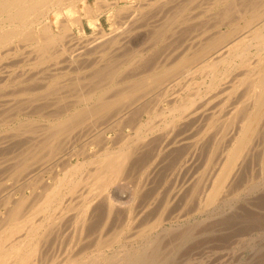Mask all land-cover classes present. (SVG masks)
Wrapping results in <instances>:
<instances>
[{
	"label": "rangeland",
	"instance_id": "374dc122",
	"mask_svg": "<svg viewBox=\"0 0 264 264\" xmlns=\"http://www.w3.org/2000/svg\"><path fill=\"white\" fill-rule=\"evenodd\" d=\"M98 0H87V4H89L91 7H94V9L97 7V6H99L98 4H99V1L97 2ZM113 1H116V2H114L113 3ZM149 1H152V3L151 2H148V0H112V2H111V0H110V2L111 3H108V5L105 3V6H107V8L109 9V11H111V12H109L108 11V9L107 8H105V6H104V8H103V10L101 11V13H100V22H101V26H102V28H103V31H106V32H108L109 34H110V32L112 31L111 29L113 28V26H116L117 25V27L118 28H120V32L122 31L123 32V30H124V33H121V35L120 36H122V34H125L126 36H127V38L128 39H124V37H126L125 35L122 37L123 39H119L120 38V36H119V44H120V49H121V53H119V51H117V49L119 50V45L117 44V41H116V43L115 44H113V43H111L110 42V44L109 43H105V44H103V45H101V47L100 46H98V47H100V49H101V51L103 50V47H105L106 46V44L108 45V46H106L105 48H104V53H103V51L102 52H100V49L98 48H96L97 50H99V51H97L94 47H92V45H89V46H86L87 48L85 49V48H82V49H79V48H75L74 47V41H75V39H77V38H79V40H81V39H84V38H80L82 35L84 36H89V37H92L93 35H96V29L94 28V26H92L90 23H89V20H88V18L86 17L87 16V12H84L83 10H81V12H80V14L82 15V19H81V21H82V26H83V32L82 33H80L79 31H77L78 29L76 28V26L74 25L73 26V37L75 38L74 40L72 39L71 40V42H73V45L71 44V42L70 43H68L67 41H70V38H68L67 37V40L65 39V38H63V40H61V41H63L62 43H61V46H62V44H63V47H64V49L63 48H61V46H60V44H55V45H53L52 47H51V49L49 50V52H51V56H50V58H48V59H46V60H44L43 62H41V63H36L35 62V60H34V58H36V53H34V50L33 49H30L31 47H32V45H29V43H25L24 41L23 42H21V40L19 41V39H16V40H14L13 42H11L10 44H8L7 46H5V47H3V49L2 50H0L1 51V53L3 54H1L0 55V107H3V106H5L8 102L10 103V100H11V102H13V103H11L10 105H9V111L8 112H6L3 116H2V120L0 121V133L1 132H3V136H1L2 137V141L4 140L5 142H3V143H5L6 145H7V143L10 141V143H8L9 145H5L4 144V146H3V143L2 144H0V158H1V156L2 157H4V159L6 160H4L3 158L0 160V164H1V162H2V160H4V162H2V164L3 163H5V162H7V164L5 163L4 164V169H3V172L5 171V168L6 167H8V166H10V167H12V164H13V169H15L14 171H12L11 170V168L9 169L13 174H11V172L8 170V168H6L9 172H7V173H3V172H1V174L2 175H0V182H1V185L2 186H5V185H7V186H9V188H10V190L12 189V187H14V186H16V185H18V186H16V187H14L15 188V191H14V189H12L11 191H12V193L14 192V194L15 195H17V193L19 194V192H20V190H24L25 191V193L26 194H28V201L26 202V204H25V206H27L28 205V207L30 206V205H33L34 203L35 204H37V203H39V201H37V199L39 198V200H41V196L43 195V190L47 187V186H49L51 183H53L54 181H55V178H58V176H59V178L61 177V176H63V171L66 169V165H68L69 163L70 164H72V163H76V162H78V161H80V162H82V163H84V164H82V166L79 168V172L77 171L76 173H73L72 175V178H76L77 179V177H81V178H79L80 180H78L79 182H78V184H81V185H79L78 186V184H77V189H76V191L75 192H73V193H76V194H74V195H76V196H74L73 195V193H72V195L70 194V193H65L64 195H61V197H59V198H57L55 201H53L49 206H47V211L46 212H39L38 210H34V211H36V212H33L32 213V215H31V217L36 221V222H40V221H44L43 222V224L45 225V226H47V222L48 221H46V220H44L45 218H43V216L45 215V216H48V215H52L53 217L55 216L56 217V219H58L59 218V216H63V215H65V216H67L66 217V219L68 220V223H67V228L64 230V229H62L61 230V232L60 231H57V232H59V233H57L56 234V230L54 231V229H57V227H55V226H53L52 227V231L53 232H55V234L53 235V236H50V235H52V233L53 232H51V234L50 235H48V237H47V239H48V242H49V244H51L52 242L51 241H53V246H52V244H51V246L52 247H54V250L56 249V246L58 245V247H59V245L61 246V248L60 249H57V252H56V250L55 251H53V254L56 256H58V254L60 253V255L59 256H61L62 255V252L65 250V247H66V249H69V248H67L68 247V245H69V247H71L72 246V244L74 245H76V243H77V239L78 238H82V236L84 237V236H89L90 237V240H92L91 242H92V244H90V246H89V248H88V250L86 251V256H84L85 254H83L82 256H83V258L82 257H80L81 259H79V263L77 262V264H83V263H85V264H87V263H89L90 262V260H94V257L100 252L101 253V255L103 256V257H106V258H108V260L111 258L112 259V257H114L115 259H113V260H115L114 262H117L116 260L117 259H124L123 260V263L124 264H126V263H128V261H129V259L131 258L132 260H134L135 259V257H137V260H142L143 261V264H264V139H262V141H261V139L259 140L260 141V146L258 145V142L256 143V138L259 136V138H260V135L259 134H256V137L254 136V138H255V140H254V143L253 144H257V145H251V146H249V153H247L248 154V156L246 157V159L247 160H245V170H244V172H243V170H242V176L244 177H242V176H240V174L238 175L239 177V179L238 180H236V181H238L237 183H234L230 188H229V192L227 193L226 192V194H225V197H224V194H222V195H220V197L214 202V203H212L211 205H207V206H202L201 208L199 207V208H193L194 206L193 205H196L197 206V202H194V200H191L190 202H188L187 204L188 205H186L187 207H185L186 209H184V207H182V204L181 203H178V201L176 202V200L175 201H173L172 202V204H171V202H167V203H169V205L167 204V203H165V201L166 200H164L166 197L164 196V195H162V194H164V190L167 188V187H163V185H164V183H165V181H167L168 179L170 180H172V178H170L171 176V172H172V170L174 169V163H171L172 162V160L174 161V157L176 156V155H178L179 153H178V151L180 150L179 149V147H175V146H172L173 144H171L172 143V141L173 140H175V139H179L177 136H176V134H178V132L180 131V128H181V131H180V133H179V135H180V137H182V138H180V139H183V138H185L186 137V129H187V127H186V129L184 130V126H186L185 125V122H182V124H181V122L178 124V126H176L177 124H175L174 126L172 125L170 128H169V126H168V124H167V119H169L168 117L166 118V119H164V121H165V127H168V128H166V130H169V132L167 133L166 131H165V133L167 134L165 137H161L160 136V138L162 139H159V137H158V139L160 140V142H161V144H163V145H161L160 143V145H161V147L163 146H165L164 144H166V147H164V149H162L161 148V150H159L160 152L158 153V151H157V149H156V147H157V145H159V144H157L155 141L153 142V140L151 141L152 143H154L155 144V146L153 145V144H151V143H149V146L150 147H155L154 149V151H146V149H145V152H144V150H142L141 152H140V150H138V152H137V156H138V158H137V156H135V164L133 163L132 164V170H130L131 171V174H134L135 172H133V171H135L137 168L139 169V174H138V171H137V173H135L134 174V176L136 175V177H138V178H136V177H133V175L131 176V177H133V181L131 182V180H129V183H128V185H131V183L133 184H135V183H138L139 182V184L140 183H145V181H149V180H151V182L149 181H147L146 182V184L148 183L149 185L148 186H146V187H148V189H146V187H144L143 188V190H144V192L142 193L141 191H140V189H142V187L141 186H143V184H140V186H138L139 187V191L141 192V193H138L137 195H136V198H134V200H135V202H134V200H133V203H132V206H134V207H132L133 209H129L130 210V212H126L124 209H121L122 211H121V213H120V216L122 215V218L119 216V221H118V223H117V225L115 226V229H112V230H110L109 232H108V234L106 233L105 235L104 234H102V237H101V239H100V241H99V243H96V239L98 238V235L96 234L97 233V230H90V228L89 229H87V228H85V229H83V231L82 232H80L81 231V229H80V227H79V229H77V227H74L75 225H73V223L74 224H77V223H75V221H74V219H75V216L78 214V212H79V207H80V199L81 198H83V196L84 195H86V191H87V193H88V185H87V183L84 181V179H85V177H86V172L88 173L90 170H91V168H92V163H88V159L89 158H93V156H94V154L96 153V152H98V150L96 151V148H97V146L100 144H102L103 143V140H102V142L100 141V138L99 139H97L96 141H94V139H92L91 137H89L88 135H90V134H87V131L90 129V128H92V127H88V126H91V124H92V121H91V119L93 120V118H91L89 121H88V123H87V121H86V123H87V126H86V128H89L88 130H84V136L83 135H80V136H78V138H74V139H72V140H74V141H70L71 142V146H72V148L74 149V151H73V153L70 155V157H69V161H66L65 163H58V165L56 164H52L51 165V162H50V159L51 158H49L48 156H47V154H48V152H49V149H48V147H45V146H43L42 144H44L43 142L44 141H46V139L48 138V136H49V131H50V129L49 128H51L52 127V125H53V123L56 121V119L58 118V113H59V110H60V108L62 107V108H64V109H62V110H60V112L61 111H64L65 110V108L67 109H70V108H72V106L73 105H79L80 103H78V102H80L79 100H78V95L81 93L82 95H85V93L87 92L88 93V91L90 92V90L91 89H93V90H91V92L92 91H94V92H96L97 91V93L99 94V92L100 91H102L101 89H103V91L100 93V94H103V92H104V95H106V96H110V95H113L114 94V89H116L117 90V88H118V90H122V89H125V88H128V87H131V85L133 86V84L132 83H134L135 84V82H137V80L138 81H140L141 79H143V78H147V79H150V75H152V73H154V72H156L157 70H161V69H163V68H165L164 67V65L167 67V66H169V65H167V64H169V62H171L170 64H172V60H170V59H172L173 58V56L174 57H177V56H175V55H178V54H180V55H178V57L177 58H174L173 59V61L175 62L181 55H184V54H186V52L187 51H185V52H182L181 53V51H184L185 50V46H186V43L185 42H187L188 40L187 39H189L190 37H192V33L194 32V35H195V33H199V36H200V38H202V39H205V40H207V38H212V36H213V32L215 33L216 32V30H218L219 29V31L220 30H222V31H220V33H223L225 36L227 35V36H230V33H233L232 32V30H235V28H237V30L239 29L240 31V35L238 34V36L236 37V39L234 38V40H232L230 43H228L227 44V46H229L230 45V47L227 49V50H225L224 52L225 53H223V54H221V55H218V57H213L212 58V55L211 56H207L208 57V59H206V60H208V61H210V63H213V61H214V67H217L218 68V71H222V72H224L225 71V66H228L229 64H234V67H233V70L231 71V73H236V74H238L239 76H241V77H243V81L241 82L242 83V85L240 86V88H239V86H238V90L239 91H237V90H235V91H237L238 92V94H237V92H236V94H237V96H236V94H234L235 96H236V100H237V104H238V107H239V110L241 111L242 110V112L244 111V109L246 108L245 107V104H243V103H241V100H243V98L241 97H239V94H240V96H241V94L242 93H244V91L243 90H245L246 89V87H245V85L249 82L248 81V78H249V80L250 79H252V77L255 75V73H254V71L256 72V67H257V65H258V62H259V60H260V58H259V60L257 59L258 57L257 56H259V54H258V48H256L257 47V45H258V41L257 40H253V42H252V44L249 46V47H246L245 46V44H246V42H248L249 40V38H250V40L253 38V36H252V34H251V32L253 33L254 31H255V29L257 28V29H260L259 31H264V15H262L261 16V18L258 20V19H256V20H250V22L248 23V24H246L247 22H248V19L250 18V7L252 8L253 6H255V7H257L258 8V6H259V8H263L264 7V0H234L233 1V3H232V0H177V2L175 1V0H149ZM173 1V2H172ZM175 1V2H174ZM179 1V2H178ZM262 1V2H261ZM95 2H97L98 4H94ZM101 2V1H100ZM239 2V3H238ZM257 2V3H256ZM260 2V3H259ZM102 4H100V6H102L103 7V5H104V2H101ZM114 5H113V4ZM117 3V4H116ZM139 3V4H138ZM149 3V4H148ZM174 3V4H173ZM200 3V4H199ZM235 4V6L237 7H235L234 5H231V4ZM237 3H238V5H237ZM262 3V4H261ZM109 4H110V7H109ZM112 4V5H111ZM126 4V5H125ZM134 4V5H133ZM230 4V5H229ZM250 4H253V5H250ZM81 6V4H79L78 3V6ZM97 5V6H96ZM119 6H122L121 8H119ZM151 6V7H150ZM180 6V7H179ZM183 6V7H182ZM232 6V7H231ZM67 5H65L63 8H62V13H63V16L61 17V15H60V17L58 18V20H57V23H55V20H54V18H53V14L50 12V13H48L47 15H46V17L45 18H43V22L45 21V19H46V21L48 20V22L50 23L49 25V28L53 31V32H55V33H57V31H60V29H61V23L60 22H58V21H62V19L65 21V19H69L70 17H69V14H68V12H66L67 11ZM150 7V8H149ZM169 9L170 11L169 12H166V14H165V16H162V18L160 19V17H159V20H158V16H156L157 14V12L159 11L158 9ZM163 7H165V8H163ZM221 7V8H220ZM114 8V9H113ZM232 8V9H231ZM112 9V10H111ZM116 9H119V10H116ZM120 9L122 10V11H120ZM124 9H125V11H124ZM147 9H149V10H147ZM156 9V10H155ZM180 9V10H179ZM218 9V10H217ZM228 9V10H227ZM238 9V10H237ZM249 9V10H248ZM115 10V11H114ZM178 10V11H177ZM203 10V11H202ZM225 11V13L227 12L228 14H225L224 13V15H225V17H224V15L222 14L223 12ZM227 10V11H226ZM230 10H232V11H230ZM235 10V11H234ZM242 10V11H241ZM108 11V12H107ZM163 11H165V10H163ZM168 11V10H167ZM240 11V12H239ZM243 11H245V12H243ZM102 12H103V14H102ZM120 12V13H119ZM134 14H133V13ZM138 12H140L139 14H138ZM149 12V13H148ZM229 12H232V13H229ZM235 12V13H234ZM61 13V14H62ZM107 13H109L110 15H108ZM117 13V14H116ZM133 14L134 16H136V18H133V16L131 15V14ZM148 13V14H147ZM151 13V14H150ZM207 13H208V15H207ZM237 13V14H236ZM196 14V15H195ZM219 16H218V15ZM244 14V15H243ZM264 14V13H263ZM65 15H66V17H65ZM70 15H72V13L70 14ZM73 15H75V13H73ZM85 15V16H84ZM120 15H121V18H120ZM194 15V16H193ZM227 15V16H226ZM231 15V16H230ZM108 16H110V17H112V19L110 18V17H108ZM118 16V17H117ZM127 16V17H126ZM130 16V19L128 18ZM142 16H144V17H142ZM177 16V17H176ZM206 16V17H205ZM218 16V17H217ZM236 16V17H235ZM239 16V17H238ZM240 16H241V18H240ZM244 18H243V17ZM64 17V18H63ZM67 17H69V18H67ZM86 17V18H85ZM132 17V18H131ZM137 17H138V20H136L137 19ZM141 17V18H140ZM150 17V18H149ZM153 17V18H152ZM157 17V18H156ZM193 17V18H192ZM205 17V18H204ZM229 17H230V19H229ZM232 17H234V18H232ZM249 17V18H248ZM127 18H128V21H127ZM147 18H149V20L147 19ZM151 18H152V20H151ZM166 18H167V20H166ZM209 18H211L213 21L214 20H216V21H214V22H212V20L211 19H209ZM214 18V19H213ZM219 18L220 19H222L221 21H219ZM228 18V19H227ZM158 20L157 22H159V23H157L155 20ZM163 19V20H162ZM189 19V20H188ZM193 19V20H192ZM197 19V20H196ZM218 19V20H217ZM224 19V20H223ZM232 19V20H231ZM234 19V20H233ZM239 19V20H238ZM244 19V20H243ZM247 19V20H246ZM54 20V21H53ZM117 20H118V23H117ZM123 20V21H127L126 22V24H125V26H127L126 28H122L121 27V21ZM133 20H136V21H134L135 22V25H133L134 24V22H132V25H131V21H133ZM193 22H192V21ZM231 20V21H230ZM238 20V21H237ZM109 21H111V22H109ZM114 21H115V23H116V25H114L115 23H114ZM122 21V23H125V22H123ZM130 21V22H129ZM151 21H152V23L154 24V26H153V24L151 23ZM154 21H155V23H154ZM176 21H178V22H176ZM217 21H218V23H217ZM232 22V23H230V22ZM88 22V23H87ZM129 22V23H128ZM146 22V23H145ZM150 22V23H149ZM192 22V23H191ZM234 22L236 23V25H232V24H234ZM237 22H238V25H237ZM55 23V24H54ZM58 23H60V24H58ZM140 23H142L141 24V26H139L140 25ZM190 23V24H189ZM198 23V24H197ZM212 23V24H211ZM137 24H139V25H137ZM149 24V25H148ZM156 24V25H155ZM176 24V25H175ZM215 24V25H214ZM217 24V25H216ZM231 25L230 27L228 26V25ZM245 24V25H244ZM124 24H122V26H123ZM130 25H131V27H130ZM215 26L216 28H214L213 29V27H211L210 28V26ZM248 25V26H247ZM253 25V26H252ZM38 26L39 25H34L33 26V28H34V31H38ZM56 26H57V28L59 29H56ZM60 26V27H59ZM92 26V27H91ZM124 26V27H125ZM129 26V27H128ZM136 26H137V29H136ZM144 26V27H143ZM184 26V27H183ZM188 26V27H187ZM190 26H191V28H190ZM218 26V27H217ZM232 26H233V29H232ZM236 26V27H235ZM91 27V28H90ZM148 27V28H147ZM35 28H37V29H35ZM123 30H122V29ZM130 28V29H129ZM153 28H155V29H153ZM162 28V29H161ZM165 28V29H164ZM205 28V29H204ZM231 28V29H230ZM128 29V30H127ZM148 29V31H146ZM200 29V30H199ZM227 29H230V30H227ZM256 29V30H257ZM93 30V31H92ZM128 32H127V31ZM155 32H154V31ZM227 30V31H226ZM92 31V32H91ZM218 31V32H219ZM258 31V30H257ZM105 32V33H106ZM119 32V33H120ZM126 32H127V34H126ZM141 32V33H140ZM158 32V33H157ZM175 32V33H174ZM192 32V33H191ZM212 32V33H211ZM227 32H229V35H228V33ZM256 32V31H255ZM128 33H129V35H128ZM137 33V34H136ZM203 33H206L205 35L206 36H204V34ZM220 33H218V35L220 34ZM246 33V34H245ZM248 33V34H247ZM76 34V35H75ZM82 34V35H81ZM88 34V35H87ZM153 34V35H152ZM203 34V35H202ZM251 34V35H250ZM106 35H108V34H106ZM248 35H250V36H248ZM82 36V37H83ZM84 36V37H85ZM130 36V37H129ZM135 36V37H134ZM170 36V37H169ZM186 36V37H185ZM202 36H204V37H202ZM248 36V37H247ZM141 37V38H140ZM189 37V38H188ZM246 37V38H245ZM87 38V37H86ZM240 38V39H239ZM245 38V39H244ZM117 39V40H118ZM174 39V40H173ZM201 39V40H202ZM125 40H127L128 42L126 43V41ZM186 40V41H185ZM205 40H203V41H205ZM239 40V43L237 42ZM245 40H247V41H245ZM19 41V42H18ZM122 42V43H121ZM17 43V44H16ZM20 43V44H19ZM24 43V44H23ZM237 43V44H236ZM15 44V45H14ZM68 44H69V46H68ZM235 44V45H234ZM15 47H14V46ZM22 47H21V46ZM57 45V47H55ZM59 45V46H58ZM72 45V46H71ZM111 45H112V47L114 46H117L116 47V50L114 51V52H116V53H114L113 52V49H112V47H111ZM28 47V48H25V47ZM30 46V47H29ZM103 46V47H102ZM124 46V47H123ZM177 46V47H176ZM182 47V49H181V47ZM219 46H221V44L219 45ZM19 47V48H18ZM54 47V48H53ZM111 47V48H110ZM24 48V49H23ZM73 48V49H72ZM93 48V49H92ZM107 48H109L108 50H107ZM237 48V49H236ZM9 49V50H8ZM15 49V51H13ZM83 49H84V51H83ZM110 49H112V50H110ZM177 49V51H176V53L174 54V52H175V50ZM184 49V50H183ZM7 50V51H6ZM12 50V51H11ZM30 50H31V53H30ZM54 50V51H53ZM61 50H63V51H61ZM66 50V51H65ZM6 51V52H5ZM27 51V52H26ZM59 51V52H58ZM61 51V52H60ZM93 51V52H92ZM95 51H97V52H95ZM105 51H106V53L108 54V56H109V58L110 57H112V58H107V57H105L106 55H105ZM109 51H111L110 53H108ZM171 51V52H170ZM230 51V52H229ZM241 51L243 52L244 51V53H242V54H238V53H241ZM10 52V53H9ZM12 52V53H11ZM16 53V54H13V53ZM25 52V53H24ZM57 52V53H56ZM118 52V53H117ZM123 52V53H122ZM5 53H7V54H5ZM18 53V54H17ZM22 53H24V55L26 56H24ZM55 53V54H54ZM124 53H125V55H124ZM172 53H173V56H171L172 55ZM188 53V52H187ZM11 54H13L12 56H11ZM30 54H32V55H30ZM34 54V55H33ZM64 54V55H63ZM79 54V55H78ZM99 54V55H98ZM111 54H117V55H111ZM162 54V55H161ZM167 55V54H171L170 55V57L167 55V56H165L164 58H165V61H167V62H165L164 63V59H163V55ZM7 55H8V57H7ZM21 55H23V57L21 56ZM29 55V56H28ZM55 55V56H54ZM58 55H61V56H59V58H58ZM63 55V56H62ZM70 55V56H69ZM73 55H75V56H73ZM105 55V56H104ZM119 55V56H118ZM120 55H122V56H120ZM124 55V56H123ZM27 56H28V58H27ZM32 56V57H31ZM54 56V57H53ZM93 56V57H92ZM115 56H116V58H118V60L115 58ZM161 56V57H160ZM10 57V58H9ZM34 57V58H33ZM69 57L71 58V59H69ZM79 57H81V58H79ZM95 57V58H94ZM100 57L102 58L101 59V61H100ZM105 57V58H104ZM114 57V58H113ZM139 57V58H138ZM158 57V58H157ZM166 57H169V58H166ZM206 57V58H207ZM244 57V58H243ZM260 57V56H259ZM21 58L23 59V60H21ZM31 58V59H30ZM54 58V59H53ZM104 58V59H103ZM162 58V60L163 61H161V62H159L160 61V59ZM211 58V59H210ZM10 59V60H9ZM30 59V60H29ZM33 59V60H32ZM69 59V60H68ZM73 59H76V61L75 60H73ZM107 59V60H106ZM129 59V60H128ZM135 59V60H134ZM140 59H141V61H140ZM168 59L170 60L169 62H168ZM217 59V60H216ZM242 59V60H241ZM250 59V60H249ZM26 60H28V62L26 61ZM57 60H60V62L59 61H57ZM73 60V61H72ZM78 60H80V61H78ZM91 60V61H90ZM105 60H106V62L109 60V61H111V62H107V64H104V62H105ZM133 60V61H132ZM137 60V61H136ZM158 60V61H157ZM240 60H241V62H240ZM249 60V61H248ZM255 60H257V61H255ZM263 61H264V57H263V59H262ZM72 61V62H71ZM90 63H89V62ZM92 61H93V63H92ZM97 61L99 62L100 61V64H98L97 63ZM218 61V62H217ZM234 61V62H233ZM32 62H35V63H32ZM76 62V63H75ZM79 62V64L77 65V63ZM88 62V63H87ZM103 62V64L101 65V63ZM105 62V63H106ZM118 62V63H117ZM128 62V63H127ZM135 63L134 65H138V68L136 67V69H132L133 71H129V70H131L130 69V66H131V68H133L134 66L133 65H130V63ZM144 62V63H143ZM247 62H248V64H247ZM256 62V63H255ZM15 63V64H14ZM44 63H46V64H44ZM48 63V64H47ZM51 65H50V64ZM110 63H112V64H110ZM131 63V64H132ZM161 65H160V64ZM249 63H251V66H253L252 68H251V66H249V68H248V65H249ZM254 63V64H253ZM17 64V65H16ZM54 64V65H53ZM55 64H56V67H55ZM68 64V65H67ZM113 64L115 65L114 67H116L115 69L113 68ZM118 64V65H117ZM227 64V65H226ZM243 64H244V66H243ZM253 64V65H252ZM4 65V66H3ZM6 65V66H5ZM9 65V66H8ZM41 65L43 66V67H41ZM77 65V66H76ZM85 65H86V67H85ZM89 65V66H88ZM97 65H98V68H99V66H101V68H97ZM106 66V68H105V66ZM141 65H143V66H141ZM161 67H160V66ZM199 65V64H198ZM197 65V66H198ZM13 66V67H12ZM27 66V67H26ZM51 66V67H50ZM80 66L81 67H83L84 69H82V68H80ZM96 68H95V67ZM127 66V67H126ZM20 67V68H19ZM45 67V68H44ZM75 67V68H74ZM9 68H10V71H8L9 70ZM29 68V69H28ZM32 68H33V70H32ZM36 68V69H35ZM40 68H41V70H40ZM44 68V69H43ZM53 68V69H52ZM62 68V69H61ZM78 68V69H77ZM80 68V69H79ZM94 68V69H93ZM112 68V69H111ZM125 68L127 69V71L125 70ZM139 68H141V69H139ZM238 68V69H237ZM246 68H248V69H246ZM17 69H19V70H17ZM46 69V70H45ZM50 69V70H53V71H55L56 73H58V74H56L55 72H52L51 73V71L49 72L48 70ZM55 69V70H54ZM76 69V70H75ZM92 71H91V70ZM98 69V70H97ZM121 69H122V71H121ZM154 69V70H153ZM246 69V70H245ZM37 70H38V73H37ZM80 70V71H79ZM100 70V71H99ZM114 70V71H113ZM116 70V71H115ZM142 70H144V71H142ZM2 71H6V73L5 72H2ZM24 71V72H23ZM48 71V72H47ZM89 71V72H88ZM98 72V73H95V72ZM124 71V73H122V75H121V73L120 72H123ZM125 71L126 72H128V73H125ZM135 71V72H134ZM240 71V72H239ZM248 71V72H247ZM88 72V73H87ZM100 72H101V74H103V75H101L100 74ZM105 72V73H104ZM112 72V73H111ZM115 72V73H114ZM130 72H132V73H130ZM135 74H134V73ZM243 72V73H242ZM14 75H13V74ZM33 73V74H32ZM44 73V74H43ZM48 73V74H47ZM55 73V74H54ZM81 73V74H80ZM94 73H95V75H98V76H95L94 75ZM107 73V74H106ZM120 73V74H119ZM138 73V74H137ZM250 73V74H249ZM26 74V75H25ZM31 74V75H30ZM73 74H75V75H73ZM87 76H86V75ZM125 74L126 75H130L129 76V78L127 77L126 79H127V81L128 82H126L125 80ZM134 75V77H133V75ZM137 74V75H136ZM247 74H249L248 76H247ZM42 75H43V77H42ZM63 75H65V76H63ZM117 75V76H116ZM132 75V76H131ZM250 75H252V76H250ZM9 76V77H8ZM26 76L28 77V78H26ZM41 76V77H40ZM46 76V77H45ZM49 76V77H48ZM73 76V77H72ZM89 76V77H88ZM106 76H108V77H106ZM110 76H111V79L113 80L111 83H109V81H111V79H110ZM145 76V77H144ZM148 76V77H147ZM182 76V75H181ZM181 76H179L180 78H181ZM247 76V77H246ZM3 77V78H2ZM16 77V78H15ZM36 77V78H35ZM65 77H66V79H65ZM68 77V78H67ZM80 77V78H79ZM84 77H85V79H84ZM91 77V78H90ZM98 79H97V78ZM104 77V78H103ZM105 77H106V81H105ZM118 77H120V78H118ZM131 77V78H130ZM133 77V78H132ZM251 77V78H250ZM1 78H2V80H1ZM10 80H9V79ZM19 78H20V80H19ZM34 78H35V80H34ZM88 78H90V80L88 79ZM102 78V79H101ZM246 78V79H245ZM7 79L9 80V82H7ZM59 79V80H58ZM77 79V80H76ZM83 79H84V81H83ZM97 79V80H96ZM103 80V81H101V80ZM108 79V80H107ZM123 79V80H122ZM135 79V80H134ZM140 79V80H139ZM12 80V81H11ZM19 81V82H16V85H15V81ZM34 80V81H33ZM57 80V81H56ZM67 80V81H66ZM76 80V81H75ZM85 80H87V81H85ZM90 82H89V81ZM100 82H99V81ZM117 80V81H116ZM131 80H133V82H131ZM208 80V79H207ZM30 81H31V83H30ZM44 83H43V82ZM51 81H53V82H51ZM58 81H60V82H58ZM77 81H79V82H77ZM93 81H95V83L93 82ZM98 81V82H97ZM125 81V82H124ZM245 81V83H243ZM61 82L62 83H64L63 84V86H62V84H61ZM71 82V83H70ZM76 82V83H75ZM84 82H86V83H84ZM92 82V83H91ZM104 82V83H103ZM115 82V83H114ZM8 83V84H7ZM18 83V84H17ZM52 83V84H51ZM73 83V84H72ZM75 83V84H74ZM96 83H98V84H96ZM106 83V84H105ZM122 83V84H121ZM131 83V84H130ZM12 84H13V86H12ZM36 84H37V86H36ZM41 84V85H40ZM77 84V85H76ZM80 84V85H79ZM94 84V87H92V85ZM111 86H110V85ZM130 84V85H129ZM5 85V86H4ZM47 87H46V86ZM51 85V87L49 88V86ZM58 85V86H57ZM65 85H66V87H65ZM79 85V86H78ZM85 85H87V86H85ZM127 85V86H126ZM248 85V84H247ZM16 86V87H15ZM20 86H22V87H20ZM26 86V87H25ZM41 86V87H40ZM55 86V87H54ZM57 86V87H56ZM78 86V87H77ZM82 86V87H81ZM86 88H84V87ZM89 86H90V88H89ZM110 86V87H109ZM114 86V87H113ZM3 87L6 89H3ZM14 87V88H13ZM34 87V88H33ZM39 87V88H38ZM54 87V88H53ZM60 87V88H59ZM63 87V88H62ZM69 87V88H68ZM120 87V88H119ZM122 87V88H121ZM125 87V88H124ZM13 88V90H11ZM20 88H22V89H20ZM49 90H48V89ZM57 89V91H56V89ZM77 88H79V89H77ZM90 90H89V89ZM108 88H111V89H108ZM244 88V89H243ZM17 89H19L18 91L19 92H16L17 91ZM34 89V90H33ZM39 89V90H38ZM56 93V95L57 96H55V93H53L52 92V90ZM60 89V90H59ZM67 89V90H66ZM100 89V90H99ZM187 88H185V89H178V90H176V88H175V91H178V98L177 99H179V98H183L185 95H189V93H190V89L188 88L187 90H186ZM4 90V93L2 92ZM14 90H15V92L16 93H14ZM22 90V91H21ZM28 90V91H27ZM32 90V91H31ZM44 90V91H43ZM50 92H48V91ZM86 90V91H85ZM106 90H110L109 91V93L106 91ZM117 90V91H118ZM155 90V89H154ZM154 90H151V92H152V94H154L155 92H156V90H155V92L153 93V91ZM184 90V91H183ZM9 91H12L13 93L11 94V92H10V94H9ZM24 91H26V92H24ZM31 91V92H30ZM72 91H74L75 92V94H74V92H72ZM106 91V92H105ZM116 91V92H117ZM171 90H169V92H170ZM187 91H189V92H187ZM7 92V93H6ZM40 92V93H39ZM41 92H45L44 94L42 93L41 94ZM64 92H65V94H64ZM83 92V93H82ZM85 92V93H84ZM112 92H113V94H112ZM168 92V93H169ZM68 95H67V94ZM71 95H70V94ZM108 93V94H107ZM150 93V92H149ZM146 94V95H144V97L143 98H147L146 100V103L148 102L149 103V105H151L152 103V99H155L156 98V100H157V97H155V95H152V94ZM4 96H3V95ZM8 94V95H7ZM50 94V95H49ZM54 94V96H52ZM58 94H59V96H58ZM60 94H62V96L60 95ZM98 94H94L95 96L96 95H98ZM191 94V93H190ZM232 94V92H231V95L230 94H228V95H230V97H231V99L233 100V95ZM32 95V96H31ZM36 95V97H34ZM39 95H41L42 97H40ZM49 95V96H48ZM65 95H66V98H65ZM69 95H70V97H69ZM75 95V97L73 98V97H71V96H74ZM82 95H80V96H82ZM148 95H150L151 97H149ZM228 95H227V97H226V95H222L223 97H220L219 99H218V101L221 99V98H227V100H231L230 99V97H228ZM233 95V96H232ZM243 95V94H242ZM8 96H9V98H8ZM30 96V97H29ZM44 96H46V98H44ZM68 96V97H67ZM40 99H39V98ZM51 97V98H50ZM54 97V98H53ZM56 97H58L57 99H56ZM62 97V98H61ZM76 97H77V99H76ZM153 97H155V98H153ZM12 98V99H11ZM21 99L20 101L22 102V100L23 101H25V105L23 104L24 102H20L19 101V99ZM37 98V99H36ZM64 98L67 100V101H65L64 100ZM71 98H73V99H71ZM152 98V99H151ZM164 98V99H163ZM166 96H161L160 97V99L158 98V102L156 101V100H153V101H155V102H153V105L156 103V105H151V106H149L148 104L147 105H142V104H146V103H144L145 102V100H144V102L143 103H141V105L142 106H147V108H148V110L152 107L153 109H155V107H156V110L157 109H159L160 108V106L161 107H164V105L167 107L169 104H168V102H165L166 101ZM50 99V100H49ZM70 99V100H69ZM150 99H151V101H150ZM8 100V101H7ZM27 100V101H26ZM35 100V101H34ZM37 100V101H36ZM45 100V101H44ZM48 100V101H47ZM53 100V101H52ZM164 100V101H163ZM221 100H223V99H221ZM220 100V101H221ZM226 100V102L228 103H230L231 101H227ZM18 101V102H17ZM31 101V102H30ZM51 101H52V103H51ZM57 101V102H56ZM62 101V102H61ZM78 101V102H77ZM141 101H143V99L141 98ZM161 101V102H160ZM219 101V104L221 103ZM240 101V102H239ZM244 101V100H243ZM14 102H16V103H14ZM30 102V103H29ZM39 102V103H38ZM61 102V103H60ZM70 102V103H69ZM75 102V103H74ZM92 102H97V100H95V99H93V100H90V101H88V105H93L94 103H92ZM176 102H178V101H176ZM175 102V103H176ZM223 102H224V100H223ZM222 102V103H223ZM8 103V104H9ZM29 105H28V104ZM35 103V104H34ZM57 103V105H59L60 106V108H59V106H55V104ZM63 103H65V104H63ZM69 103V104H68ZM151 103V104H150ZM227 103H223V104H221V105H218L219 106V109H218V117L217 116H215L214 117V119H212L211 121H212V125L215 123V125H213L216 129H219L223 134H224V132H225V134L224 135H227L228 134V132L231 130V128H237V126L241 123V117H242V113H240V111H237V112H235L233 115H234V118L236 119H234L233 118V115L232 114H230V115H228V114H226L224 111H219L220 110V107H222L223 105H226ZM243 104V105H240V104ZM2 104H4V105H2ZM14 104V105H13ZM15 104H17V106L18 107H16V105ZM20 104V105H19ZM39 104V105H38ZM63 104V105H62ZM71 104V105H70ZM157 104H160V105H158L157 106ZM24 107H23V106ZM38 105V107H36ZM43 105V106H42ZM49 107H48V106ZM65 105V106H64ZM70 105V106H69ZM12 106V108H10ZM23 107V108H21V107ZM69 106V107H68ZM141 106V107H142ZM27 109H26V108ZM30 107V110H28V108ZM40 107V108H39ZM150 107V108H149ZM240 107H242V108H244V109H241ZM20 108V109H19ZM24 108L26 109L25 111H23L24 110ZM47 108V109H46ZM3 108H0V112H3V110H2ZM152 109V110H153ZM14 110V111H13ZM16 110V111H15ZM28 110V111H27ZM39 110V111H38ZM44 110V111H43ZM51 110V111H50ZM58 110V111H57ZM151 110V109H150ZM29 111H31V112H29ZM38 111V112H37ZM49 111V112H48ZM55 111V112H54ZM115 111V110H114ZM114 111H112V112H114ZM17 112V113H16ZM57 112V113H56ZM239 112V113H238ZM14 113V114H13ZM16 113V114H15ZM20 113V114H19ZM45 113L47 114V113H50V114H47V117H46V115H45ZM62 113V112H61ZM223 113V114H222ZM12 114V115H11ZM53 114V115H52ZM57 114V115H56ZM109 114H111V112H109L108 113V115ZM153 113H151V112H149V111H147V113L146 112H143L141 115H140V120L142 121V122H144V123H150L151 124V122H152V125H156V124H158V126L160 127V128H163L164 127V125L162 124L163 123V121H162V119H161V117L159 118V116L157 117V115L156 114H153ZM1 115H2V113H1ZM52 115V116H51ZM108 115H105V117H104V115H101V117L100 116H98V118L99 119H103V121H104V118H106ZM227 115V116H226ZM5 116L7 117V118H5ZM14 116V117H13ZM103 116V117H102ZM156 116V117H155ZM228 116H229V119H226V118H228ZM239 116V117H238ZM13 117V118H12ZM36 117V118H35ZM136 117V116H135ZM170 117V116H169ZM217 117V118H216ZM230 117H232L231 118V120H230ZM12 118V119H11ZM94 118H97V117H94ZM157 118V119H156ZM218 119V121L216 120V119ZM243 118V117H242ZM1 119V118H0ZM6 119V120H5ZM11 119V120H10ZM31 119V120H30ZM150 119V120H149ZM155 119V120H154ZM160 119V120H159ZM221 119V120H220ZM224 119H225V121H224ZM4 120V121H3ZM34 122H33V121ZM208 120V119H207ZM223 120V121H222ZM235 120V121H234ZM28 121V122H27ZM42 123V124H40V122ZM91 121V124L90 125H88L89 124V122ZM101 121V120H100ZM124 121V120H123ZM122 121V122H123ZM228 121V122H227ZM232 121V122H231ZM20 122V123H19ZM21 122H23V123H21ZM125 122V121H124ZM133 122H135L136 123V119L133 121ZM231 122V123H230ZM234 122V123H233ZM239 122V123H238ZM260 122H263V124H264V115H263V117H262V120H260ZM47 125H45V124ZM126 123V122H125ZM134 123V124H135ZM221 123V124H220ZM228 123H230L229 125H228ZM236 123V124H235ZM33 124V125H32ZM118 124V123H117ZM117 124H115L116 126H118ZM130 124H133L132 123V121H131V123ZM134 124H133V126H134ZM166 124H167V126H166ZM261 124V123H260ZM29 125V127H27ZM42 125V126H41ZM51 127H50V126ZM113 126V128H108L107 129V131L106 132H104V135L106 136V137H108V135H109V137H111L112 136V138H113V143H111V140H109L108 138H106V139H104V145H112L113 146V144H114V146L113 147H118V145H122V142H121V139L120 138H118V136H117V132H118V130L119 129H117V128H119V127H116V126ZM120 125H122V124H120ZM19 127V128H17V127ZM34 126V127H33ZM38 126V127H37ZM128 126H129V128H130V126L132 127V125H125V126H123L122 127V129H123V131L124 132H127L126 134L128 135V136H130V137H132L133 135H134V127L133 128H128ZM177 127V128H174V127ZM183 126V127H182ZM213 126H210V129L209 128H207V131L206 132H209L208 130H211V134L209 135L208 133H207V140H209V139H211L210 141H207L206 142V150H205V152L207 151L208 152V149L209 148H211L212 146H214V144L216 145V144H218L217 146H215V147H212V148H215V150H216V153H218V155H223L224 153H223V150H224V152H225V150L228 148V143H226L227 142V137H226V139H225V141H224V138H223V135H221L222 136V138H221V136H219L220 135V131L218 130V131H212V129H211V127L213 128ZM16 127V128H15ZM27 127V128H26ZM47 127V128H46ZM164 127V128H165ZM23 129V131H22V129ZM33 128V129H32ZM116 128V129H115ZM160 128H159V130H160ZM172 128V129H171ZM221 128H223V129H221ZM228 129V131H227V129ZM9 129V130H8ZM25 129V130H24ZM47 129V130H46ZM115 129V130H114ZM2 130H4V131H2ZM21 130V131H20ZM28 130V131H27ZM42 130L45 132V133H43L42 132ZM156 129H154L153 130V132H154V136H156L157 135V132L159 131V130H156ZM171 130L173 131V133L171 132ZM214 130V129H213ZM9 131V132H8ZM20 133H19V132ZM116 132V134L115 133H113V132ZM182 131H183V133H182ZM186 131V132H185ZM34 132V133H33ZM109 132V133H108ZM163 132H164V130H163ZM173 134H171V133ZM175 132H176V134H175ZM213 132H216V133H218L216 136H217V140L219 139L218 137H220V139H223V141L222 140H214L215 139V137H213L215 134L213 133ZM4 133L5 134H8L7 136H4ZM14 133H15V135H14ZM22 133V134H21ZM26 133V134H25ZM29 133V134H28ZM82 133V134H83ZM155 133H156V135H155ZM170 133V134H169ZM185 133V134H184ZM210 133V132H209ZM221 133V134H222ZM11 134H12V136H11ZM16 134H17V136H16ZM19 134V135H18ZM41 134V135H40ZM45 134H48V136L47 135H45ZM107 134V135H106ZM116 136V141H115V143H114V136ZM133 134V135H132ZM184 135V137H183V135ZM27 135V136H26ZM150 135V134H149ZM171 135V136H170ZM176 137H175V136ZM258 135V136H257ZM13 136H15V138L13 137ZM24 136V137H23ZM29 136V137H28ZM35 136V137H34ZM47 136V137H46ZM162 136H164V135H162ZM169 137V138H166V137ZM208 136H212L211 138L210 137H208ZM83 138L84 139V141H81V140H83V139H81V138ZM89 137V140L88 139H86V138H88ZM126 137V136H125ZM175 139H174V138ZM3 138H5V139H3ZM33 138V139H32ZM80 138V139H79ZM214 138V139H213ZM6 139H7V141H8V139H10L8 142L6 141ZM39 139H41V141L39 140ZM78 139V140H80L81 141V144L79 143V142H77L76 140ZM158 139H157V141H158ZM166 139V140H165ZM171 139H172V141H171ZM22 140L24 141V142H22ZM31 140V141H30ZM44 140V141H43ZM88 140V141H87ZM99 140V141H98ZM165 140V141H164ZM212 140H214L216 143H212V142H214V141H212ZM1 141V142H2ZM19 141L21 142V143H19ZM55 141V140H54ZM52 141L51 142V144H52V148L54 147V150H56V146H57V141ZM87 141V142H86ZM110 141V142H109ZM129 141V140H128ZM170 141V142H169ZM212 141V142H211ZM221 142L222 141V143L219 145V143H217V142ZM229 141V140H228ZM16 142V143H15ZM30 142H32V143H29ZM82 142H84L83 144H82ZM94 142V143H93ZM95 142H99V143H97V144H95ZM101 142V143H100ZM120 142V143H119ZM163 142V143H162ZM167 142H168V144H167ZM208 142H210V144L212 145H210ZM13 143V144H12ZM79 143V144H78ZM118 143V144H117ZM208 143V144H207ZM225 143L227 144V147H226V145H225ZM19 144V145H18ZM41 145V148L39 147V145ZM49 144V143H48ZM15 145V146H14ZM24 147L23 149H21L22 147ZM32 145L34 146V147H32ZM56 145V146H55ZM75 145V146H74ZM82 145H83V147H85V148H83L82 147ZM85 145V146H84ZM100 145L98 146V148L100 147ZM138 145H139V143H138ZM160 145L158 146L159 148H160ZM171 145V146H170ZM225 145V146H224ZM6 146V147H5ZM12 146H14V147H11ZM29 146H31L32 148H33V150H32V148L31 147H29ZM83 148H81V147ZM103 145H101V147H102ZM170 148H169V147ZM222 146H224L222 149L220 148V147H222ZM259 146V147H258ZM263 146V147H262ZM4 147V148H3ZM10 147V148H9ZM19 147V149H21V151H25L24 153H23V155H22V152H20L19 151V149H18V152L20 153V154H18V152H14V151H17V150H15V149H17ZM80 147V148H79ZM101 147H100V150H101ZM153 147L152 148H149V149H147V150H153ZM157 147V148H158ZM169 149H171V150H168V148ZM172 147V148H171ZM175 149H174V148ZM251 147H257V150L256 149H254V148H252L251 149ZM47 148V149H46ZM77 148H78V150H77ZM95 150H94V149ZM97 148V149H98ZM166 148V149H165ZM211 148V149H212ZM31 149V150H30ZM82 149V150H81ZM174 149V151L172 152V150ZM221 149V150H220ZM250 149H251V153H250ZM45 150V151H44ZM95 151V152H93V151ZM99 150V151H100ZM163 150V151H162ZM176 150H178V151H176ZM220 150V152H218ZM258 151V152H256V151ZM31 151V152H30ZM167 151V152H166ZM169 151H170V153H169ZM176 151V152H175ZM181 151V150H180ZM179 151V152H180ZM221 151H222V153H221ZM3 152V153H2ZM155 152V153H154ZM253 152V153H252ZM7 153V154H6ZM10 154V156H12L11 158H10V156H9V154ZM14 155H13V154ZM17 153V154H16ZM45 153V154H44ZM148 153V154H147ZM151 153V154H150ZM164 153V154H163ZM169 153V154H168ZM176 153V154H175ZM3 154V155H2ZM31 154V155H30ZM42 154V155H41ZM74 154V155H73ZM146 154V155H145ZM167 154V155H166ZM207 154V153H206ZM261 154V155H260ZM7 155V156H6ZM17 155V156H16ZM21 156V157H19V156ZM141 155H143V156H141ZM153 155V156H152ZM171 155V156H170ZM9 156V157H8ZM41 156V157H40ZM167 158H166V157ZM6 157V158H5ZM10 158V159H8V158ZM30 157V158H29ZM89 157V158H88ZM44 158H46V159H44ZM141 158V159H140ZM149 159V161H148V159ZM22 159V160H21ZM25 159V160H24ZM44 159V160H43ZM49 159V160H48ZM83 159V160H82ZM151 159V160H150ZM156 159V160H155ZM166 159V160H165ZM170 159V160H169ZM10 162H9V161ZM30 160V163H28L27 161H29ZM45 160H48V166H46L47 164V162L45 161ZM148 161V164L146 163V161ZM152 160H155V162L153 163V170H154V172H152V173H150L151 175L150 176H152V178L150 179V178H148V179H144L143 180V176H146L145 174V172H147L148 170V168H149V163L152 161ZM14 161V162H13ZM38 161H42V163L41 162H38ZM85 161V162H84ZM19 162V163H18ZM35 162V163H34ZM46 162V163H45ZM87 162V163H86ZM21 163V164H20ZM24 163V165H25V163H26V165H25V167L26 168H29V164L33 167L34 166V164L36 165V163H37V168L39 169H37L36 168V170H38L37 171V173L36 174H34V175H31V173H30V177H31V179H29V180H31L30 182H31V184H30V182L28 181V178H27V180H25V181H23L22 180V178H21V176H20V174L23 172V171H21L20 170V172H19V170L17 169V167L19 168L20 167V169L21 168H23L24 166L22 165ZM43 163H45V164H43ZM50 163V164H49ZM162 163H164V164H162ZM168 163V164H167ZM28 164V165H27ZM41 164H43V166H45V167H43ZM66 164V165H65ZM92 164V165H91ZM152 164V163H151ZM170 164V165H169ZM171 164H172V166H171ZM6 165V166H5ZM21 165L23 166V167H21ZM39 165V166H38ZM51 165V166H50ZM63 165L64 166H66V167H63ZM89 167H88V166ZM144 165V166H143ZM15 166H17V167H15ZM35 166V167H36ZM41 166V167H40ZM142 166V167H141ZM148 166V167H147ZM166 166V167H165ZM58 167V169L56 170V168ZM87 167V168H86ZM139 167H141V169L139 168ZM147 167V168H146ZM165 167V168H164ZM41 168V169H40ZM89 168V169H88ZM130 168V169H131ZM157 168V169H156ZM16 169H17V171H16ZM45 169V170H44ZM86 169H88L89 171H87ZM133 169H135V170H133ZM54 170H56L55 172H54ZM63 170V171H62ZM169 170V171H168ZM252 170V171H251ZM145 171V172H144ZM161 171H162V173H161ZM164 171V172H163ZM6 172V171H5ZM33 172V171H32ZM49 172V173H48ZM144 172V173H143ZM8 173H10L11 175H9ZM20 173V174H19ZM40 173H41V175H40ZM143 173V174H142ZM164 173V175L162 176V174ZM169 173H170V175H169ZM245 173V174H244ZM248 173V174H247ZM4 174V175H3ZM7 176H6V175ZM16 174V175H15ZM19 174V175H18ZM75 174V175H74ZM85 174V176L83 177V175ZM141 174H142V177H141ZM159 176H158V175ZM166 174V175H165ZM184 174V171L183 172H181V175H183ZM18 175V176H17ZM37 175H39V176H37ZM48 175V176H47ZM51 175V176H50ZM61 175V176H60ZM157 175V176H156ZM3 176V177H2ZM9 176V177H8ZM14 176V177H13ZM17 176V177H16ZM19 176H20V179H18L19 178ZM33 176V177H32ZM35 176H37L36 178L37 179H34L35 178ZM45 176H47V177H45ZM56 176V177H55ZM155 176V177H154ZM5 177V178H4ZM13 177V178H12ZM29 177V178H30ZM40 177V178H39ZM140 177L142 178V179H140ZM169 177V178H168ZM240 177H242L243 179V181L240 179ZM246 177V178H245ZM4 178V179H3ZM7 178V179H6ZM12 178V179H11ZM15 178V179H14ZM32 178L34 179V181L32 180ZM146 178V177H145ZM162 178V179H161ZM3 179V180H2ZM9 179V180H8ZM18 179V180H17ZM52 179V180H51ZM75 179V180H76ZM132 179V178H131ZM154 179V180H153ZM11 180H15L16 182H17V184L16 183H13ZM20 180V181H19ZM39 180V181H38ZM83 180V181H82ZM138 180V181H137ZM139 180H143L144 182H140ZM158 180V182H156ZM163 180V181H162ZM169 180L166 182V185L168 186V184H169ZM171 180H170V182H171ZM248 180V181H247ZM10 181V185H9V182ZM14 181V182H15ZM22 181V182H21ZM36 181V182H35ZM38 181V182H37ZM136 181V182H135ZM235 181V182H236ZM242 181V182H241ZM5 182H7V183H5ZM20 182H21V185H20ZM23 182H25V183H23ZM32 182H34V183H32ZM48 184H47V183ZM85 182V184H83ZM131 182V183H130ZM3 183V184H2ZM12 183V184H11ZM27 183V184H26ZM157 183V184H156ZM162 183H163V185H162ZM16 184V185H15ZM159 184H161L162 185V187H160V185ZM245 184V185H244ZM0 185V186H1ZM23 185V186H22ZM26 185V186H25ZM83 185V186H82ZM87 185V186H86ZM166 185H164V186H166ZM238 185V186H237ZM12 186V187H11ZM19 186H22L21 188L19 187ZM25 186V187H24ZM27 186H28V188L29 189H27ZM126 185H123V187H121L120 188V190L121 189H123V191L125 192V188L128 190L129 189V187H125ZM155 186H158V187H156L157 188V190H158V194H153V192L156 190V189H154L153 187H155ZM240 186V187H239ZM243 186V187H242ZM24 187V188H23ZM83 187V188H82ZM84 187H86V188H84ZM150 187V188H149ZM237 187H238V189H237ZM0 188H2V187H0ZM16 188H18V189H16ZM19 188H20V190H19ZM81 188V190H79ZM43 189V190H42ZM87 189V190H86ZM153 189H154V191H153ZM230 189H231V191H230ZM237 189V190H236ZM18 190V191H17ZM84 190V192L82 193V191ZM86 190V191H85ZM145 190H147V191H145ZM152 190V191H151ZM156 190V191H157ZM236 190V191H235ZM29 193H28V192ZM80 191H81V195H80ZM234 191V192H233ZM146 192V194H144ZM149 192V193H148ZM151 192V193H150ZM231 192V193H230ZM35 193V194H34ZM79 193V194H78ZM85 193V194H84ZM32 194H34L35 196H33ZM38 194V195H37ZM67 194H69V195H67ZM142 194V196H140ZM32 195V196H31ZM37 195V196H36ZM139 195V196H138ZM152 195H153V197H152ZM227 195V196H226ZM67 196H68V198L69 199H66L67 198ZM73 196L76 198H74L75 200H72L73 199ZM163 196V197H162ZM223 196V197H222ZM32 199H31V198ZM38 197V198H37ZM78 197V198H77ZM138 197H141V199H142V201H144L145 199H148V200H154L155 199V202L157 203V202H159V201H161L162 202V207H164L163 205L165 204V209L163 210H159V208H158V210L156 209V210H154V212H148V213H146L145 215H146V217L144 218V220H142V221H140V222H138V223H135V224H137L136 226H135V224H134V222L131 224V221L134 219V214L135 213H133L135 210H136V208L135 207H137V205H139V202L141 201V199L140 198H138ZM148 197V198H147ZM149 197H151L152 199H149ZM159 197V198H158ZM161 197H162V200H160L161 199ZM30 198V199H29ZM64 198V199H63ZM80 198V199H79ZM61 199V203H60V201H58V200H60ZM66 199V200H65ZM139 199V200H138ZM63 200H65V201H63ZM68 200H70V201H68ZM72 200V201H71ZM82 200V199H81ZM29 201H30V205H29ZM37 203H36V202ZM67 201L68 202H70V203H68L67 204ZM76 201V202H75ZM77 201H79V202H77ZM138 201V202H137ZM41 202V201H40ZM192 202H194V204L192 205L191 203ZM1 203V202H0ZM56 203V204H55ZM58 203H59V205H58ZM64 203V204H63ZM65 203H66V205H65ZM136 203V204H135ZM176 203V204H175ZM63 204V205H62ZM135 204V205H134ZM142 204V202L140 203V205ZM171 204V205H170ZM168 205V206H167ZM178 205V206H177ZM175 206H177V207H179V208H175ZM56 207H57V209H56ZM138 207H140V206H138ZM137 207V208H138ZM159 207H160V205H159ZM180 208H182V210L180 209ZM189 208H192V209H190L189 210ZM3 208H2V206L0 207V210L1 211H3L2 210ZM68 209V210H67ZM195 209V210H194ZM53 210V212H51ZM54 210H56V211H54ZM186 212V213H183L184 211ZM78 211V212H77ZM157 211V212H156ZM164 211V212H163ZM175 211V212H174ZM64 212H65V214H64ZM68 212V213H67ZM77 212V213H76ZM165 214H163V213ZM101 213V210L100 211H98V212H96V214L97 215H99ZM130 215H129V214ZM150 213V214H149ZM152 213V214H151ZM160 213H162V214H160ZM181 213V214H180ZM61 214V215H60ZM74 214H76V215H74ZM95 214V215H96ZM147 214H149L150 216L149 217H147ZM153 214H154V217H153ZM180 214V215H179ZM59 215V216H58ZM155 215H156V217H155ZM163 215V216H162ZM168 215V216H167ZM186 215V216H185ZM124 216V217H123ZM129 216H130V220H131V218H132V220L131 221H129ZM131 216H133V217H131ZM159 216H160V218H159ZM95 217H97V216H95ZM70 218H71V220H70ZM128 218V219H127ZM158 218V219H157ZM41 219V220H40ZM120 219H122V220H120ZM151 220V221H150ZM157 220V221H156ZM127 221H129V222H127ZM155 223H154V222ZM144 222V223H143ZM170 222V223H169ZM129 224L131 225V227H129ZM140 224V225H139ZM151 225V228H150V225ZM139 225V226H138ZM76 226H79V225H76ZM125 226V227H124ZM132 226H134L133 228H132ZM144 226H146V228L144 227ZM255 226H257V228L255 227ZM263 226V227H262ZM73 227V228H72ZM122 227V228H121ZM124 227V228H123ZM140 227V228H139ZM253 227H255L256 229L254 230V228ZM51 228V226H48V228H47V230H49ZM71 228V229H70ZM74 228H76V229H74ZM119 228V229H118ZM132 228V229H131ZM251 228H253V229H251ZM46 229V228H45ZM72 229H73V231H72ZM140 229H143V230H140ZM149 229V230H148ZM151 229V230H150ZM258 229V230H257ZM87 230V231H86ZM88 230H90V231H88ZM121 232H120V231ZM137 232H136V231ZM63 231V232H62ZM93 231V235L91 234V232ZM139 231V232H138ZM70 232H72V233H70V235H69V233ZM85 232V233H84ZM119 232V233H118ZM110 233V234H109ZM118 233V234H117ZM122 233V234H121ZM59 234V235H58ZM86 234V235H85ZM89 234H91V235H89ZM116 234V235H115ZM143 234H145V235H143ZM57 235V236H56ZM79 235V236H78ZM97 235V236H96ZM113 235V236H112ZM134 235V236H133ZM60 236V237H59ZM115 236H117L116 238H115ZM129 236V237H128ZM94 237V238H93ZM95 237H96V239H95ZM54 238V239H53ZM60 238V239H59ZM68 238H69V240H68ZM108 238V239H107ZM111 238H113V240H111ZM52 239V240H51ZM70 239H72V240H70ZM115 239V240H114ZM152 239L154 240V241H152ZM56 240V241H55ZM68 240V241H67ZM77 240V241H76ZM149 240V241H148ZM151 240V241H150ZM54 241L56 242L55 243V245H54ZM75 241H76V243H75ZM113 241H114V243H113ZM57 242L59 243V244H57ZM90 242V243H91ZM108 242V243H107ZM95 243V244H94ZM105 245H104V244ZM111 243V244H110ZM122 243V244H121ZM97 244V245H96ZM101 244V245H100ZM103 244V245H102ZM107 244V245H106ZM151 244V245H150ZM74 245V246H75ZM74 246H72V247H74ZM108 246V247H107ZM117 246V247H116ZM123 246H125V247H123ZM107 247V248H106ZM114 247V248H113ZM158 247V248H157ZM123 248V249H122ZM128 248V249H127ZM102 249V250H101ZM63 250V251H62ZM133 250H135V251H133ZM60 251V252H59ZM89 251V252H88ZM140 251H143V252H140ZM145 251V252H144ZM113 253V255H112V253ZM136 252V253H135ZM106 253H107V256H106ZM131 253H133V255L135 254V257H133V255L131 254ZM140 254L141 253V255L139 256V258H138V254ZM149 253H151V254H149ZM104 254V255H103ZM118 254H120V255H118ZM126 254V255H125ZM155 254L157 255L156 257H155ZM95 255V256H94ZM100 255V254H99ZM110 255H112V256H110ZM125 255V256H124ZM137 255V256H136ZM57 256H56V258H57ZM88 256V257H87ZM98 256V255H97ZM110 256V257H109ZM117 256L119 257H121V258H117ZM126 256H129V257H126ZM132 256V257H131ZM143 256H144V259L146 258V256H148L147 257V259H145L146 261L144 262V259H143ZM152 256V257H151ZM52 256H48V257H45L44 259V263L45 264H62L63 262L62 261H60V260H58V259H60V258H58V259H56L55 257V259H52L51 258ZM86 257V258H85ZM141 257V258H140ZM117 258V259H116ZM129 258V259H128ZM150 258V259H149ZM152 258V259H151ZM159 258V259H158ZM87 259H90L89 260V262H88V260ZM149 259V260H148ZM158 259V260H157ZM83 260H84V262H83ZM128 260V261H127ZM127 261V262H126ZM61 262V263H60ZM109 262V264H116V263H114V262H112V260H109L108 261ZM108 262H107V264H108ZM112 262V263H111ZM126 262V263H125ZM131 263V261L129 262V264ZM139 264H142V262H140Z\"/></svg>",
	"mask_w": 264,
	"mask_h": 264
},
{
	"label": "bare ground",
	"instance_id": "6f19581e",
	"mask_svg": "<svg viewBox=\"0 0 264 264\" xmlns=\"http://www.w3.org/2000/svg\"><path fill=\"white\" fill-rule=\"evenodd\" d=\"M96 1V0H95ZM99 1V4L97 3ZM97 2H95L94 4H98L99 6H97L95 9H94V7H91L89 4H87V0H0V50H2L3 49V47H5V46H7L8 44H10L11 42H13L14 40H16V39H19V41L21 40V42H27V43H29V45H32V47L30 48V49H33L34 50V53H36V58H34V60H35V62L38 64V63H41V62H43L44 60H46V59H48V58H50V54H51V52H49V50L51 49V47L53 46V45H55V44H60V46H61V43L63 42V41H61V40H63V38H65L66 40H67V37L68 38H70V41H67L68 43H70L71 42V40L73 39H75L74 37H73V26L75 25L76 26V28L78 29L77 31H79L80 33H82L83 32V26H82V21H81V19H82V15L80 14V12H81V10H83L84 12H87V18H88V20H89V23L92 25V26H94V28L97 30L96 32V35H93L92 37H89V36H83L82 34V36L80 37V38H84V39H81V40H79V38H77V39H75V41H74V47L76 48H79V49H82V48H87L86 46H89V45H92V47H96L97 49L99 48L100 49V47H101V45H103V44H105V43H109L110 44V42L111 43H113V44H115L116 43V41H117V44L119 45V50L117 49V51H119V53H121L120 51H121V49H120V44H119V39L121 40V39H123L122 37L125 35V34H122V36H120L121 35V33H124V30L122 29V28H126L127 26H125V24H126V22L128 21V18L130 19V16L127 18V21H123V22H125V23H122V21H121V29L123 30V32L121 31L120 32V28H118L117 27V25H116V23H115V21H114V25H116V26H113V28L111 29L112 31L110 32V34L108 33V32H106V31H103V28H102V26H101V22H100V13H101V11L103 10V8H104V6H105V3L108 5V3H111L112 2V0H111V2H110V0H98ZM104 2V5H103V7L102 6H100V4H102L101 2ZM176 2H177V0H175ZM174 1V2H175ZM191 1V0H190ZM200 1V0H199ZM233 1L234 0H232V3H233ZM242 1V0H241ZM114 2H116V1H113V3ZM148 2H151L152 3V1H149L148 0ZM173 2V1H172ZM179 2V1H178ZM262 2V1H261ZM78 3L79 4H81V6L79 5L78 6ZM112 3V4H113ZM239 3V2H238ZM238 3H237V5H238ZM257 3V2H256ZM260 3V2H259ZM111 4V5H112ZM117 4V3H116ZM139 4V3H138ZM149 4V3H148ZM174 4V3H173ZM200 4V3H199ZM231 4V3H230ZM229 4V5H230ZM262 4V3H261ZM65 5H67V11L66 12H68V14L70 13H72V15H70L69 14V17H67V18H69V19H65V21L62 19V21L60 20V21H58V22H60V23H58V24H60L61 25V29H60V31H57V33H55V32H53L50 28H49V22H48V20L46 21V19H45V21L43 22L42 20H43V18H45L46 17V15L48 14V13H52L53 14V18H54V20H55V23H57V20H58V18L60 17V15H61V17L63 16V13L61 12L62 11V8L65 6ZM114 5V4H113ZM126 5V4H125ZM134 5V4H133ZM231 5H234L235 6V4H231ZM250 5H253V4H250ZM264 5V4H263ZM260 6V5H259ZM259 6H258V8L257 7H255V6H253L252 8L250 7V18L248 19V22L246 23V24H248L249 22H250V20L252 21V20H256V19H260L261 18V16L262 15H264L263 13H264V7L263 8H259ZM109 7H110V4H109ZM122 6H119V8H121ZM151 7V6H150ZM149 7V8H150ZM180 7V6H179ZM183 7V6H182ZM232 7V6H231ZM236 7V6H235ZM105 8H107V6H105ZM104 8V9H105ZM161 8V7H160ZM163 8H165V7H163ZM221 8V7H220ZM237 8V7H236ZM108 9V8H107ZM114 9V8H113ZM232 9V8H231ZM112 10V9H111ZM116 10H119V9H116ZM147 10H149V9H147ZM156 10V9H155ZM159 11L156 13L157 15L156 16H158V20H159V17H160V19L162 18V16H165V14H166V12H169L170 10L169 9H158ZM163 10H165V11H163ZM168 10V11H167ZM180 10V9H179ZM218 10V9H217ZM228 10V9H227ZM226 10V11H227ZM238 10V9H237ZM249 10V9H248ZM108 11H109V9H108ZM107 11V12H108ZM115 11V10H114ZM120 11H122L121 9H120ZM124 11H125V9H124ZM178 11V10H177ZM203 11V10H202ZM222 11V10H221ZM230 11H232V10H230ZM235 11V10H234ZM242 11V10H241ZM109 12H111V11H109ZM223 12V11H222ZM228 12V11H227ZM225 13V11L222 13L223 15H224V13L225 14H228V13ZM240 12V11H239ZM243 12H245V11H243ZM62 13V14H61ZM73 13H75V15H73ZM82 13V12H81ZM120 13V12H119ZM133 13V12H132ZM140 12H138V14H139ZM149 13V12H148ZM147 13V14H148ZM229 13H232V12H229ZM235 13V12H234ZM102 14H103V12H102ZM108 15H110L109 13H107ZM117 14V13H116ZM131 14V13H130ZM134 14V13H133ZM133 14H131L132 16H133V18H136V16H134ZM151 14V13H150ZM237 14V13H236ZM196 15V14H195ZM207 15H208V13H207ZM218 15V14H217ZM229 15V14H228ZM244 15V14H243ZM85 16V15H84ZM194 16V15H193ZM219 16V15H218ZM217 16V17H218ZM227 16V15H226ZM231 16V15H230ZM65 17H66V15H65ZM85 17V18H86ZM108 17H110V16H108ZM118 17V16H117ZM127 17V16H126ZM142 17H144V16H142ZM177 17V16H176ZM206 17V16H205ZM204 17V18H205ZM224 17H225V15H224ZM236 17V16H235ZM239 17V16H238ZM243 17V16H242ZM47 18V17H46ZM64 18V17H63ZM111 19H112V17H110ZM120 18H121V15H120ZM132 18V17H131ZM141 18V17H140ZM150 18V17H149ZM149 18H147L148 20H149ZM153 18V17H152ZM152 18H151V20H152ZM157 18V17H156ZM193 18V17H192ZM226 18V17H225ZM232 18H234V17H232ZM240 18H241V16H240ZM244 18V17H243ZM209 19H211V18H209ZM214 19V18H213ZM228 19V18H227ZM229 19H230V17H229ZM53 20V21H54ZM131 20V19H130ZM136 20H138V17H137V19ZM136 20H133V21H131V25H132V22H134V21H136ZM154 20V19H153ZM152 20V21H153ZM157 19L155 20L156 22L158 21ZM163 20V19H162ZM166 20H167V18H166ZM189 20V19H188ZM193 20V19H192ZM191 20V21H192ZM197 20V19H196ZM212 20V19H211ZM218 20V19H217ZM222 19H220L219 18V21H221ZM224 20V19H223ZM232 20V19H231ZM230 20V21H231ZM234 20V19H233ZM239 20V19H238ZM237 20V21H238ZM244 20V19H243ZM247 20V19H246ZM152 21H151V23H152ZM155 21H154V23H155ZM214 21H216V20H214ZM213 20H212V22H214ZM229 21V22H230ZM109 22H111V21H109ZM130 22V21H129ZM128 22V23H129ZM176 22H178V21H176ZM193 22V21H192ZM191 22V23H192ZM54 23V24H55ZM88 23V22H87ZM117 23H118V20H117ZM146 23V22H145ZM150 23V22H149ZM157 23H159V22H157ZM217 23H218V21H217ZM230 23H232V22H230ZM39 25L38 26V31L36 32V31H34V28H33V26L34 25ZM119 24V23H118ZM122 24H124L123 26H122ZM141 24L142 23H140V25L139 24H137V25H139V26H141ZM153 24V23H152ZM190 24V23H189ZM198 24V23H197ZM212 24V23H211ZM127 25V24H126ZM131 25H130V27H131ZM133 25H135V22H134V24ZM143 25V24H142ZM149 25V24H148ZM156 25V24H155ZM176 25V24H175ZM215 25V24H214ZM217 25V24H216ZM232 25H236V23L234 22V24H232ZM237 25H238V22H237ZM245 25V24H244ZM91 26V27H92ZM125 26V27H124ZM153 26H154V24H153ZM229 27L231 26L230 24L228 25ZM248 26V25H247ZM253 26V25H252ZM60 27V26H59ZM90 27V28H91ZM129 27V26H128ZM144 27V26H143ZM184 27V26H183ZM188 27V26H187ZM211 27H213V29L214 28H216L215 26H210V28ZM218 27V26H217ZM236 27V26H235ZM148 28V27H147ZM190 28H191V26H190ZM35 29H37V28H35ZM56 29H58L57 28V26H56ZM130 29V28H129ZM136 29H137V26H136ZM153 29H155V28H153ZM162 29V28H161ZM165 29V28H164ZM205 29V28H204ZM231 29V28H230ZM230 29H227V30H230ZM232 29H233V26H232ZM257 29V28H256ZM255 29V31L252 33L251 32V34H252V36H253V38L250 36V35H248V36H250L252 39L250 40V38L248 39L249 41L248 42H246V44H245V46L246 47H249L251 44H252V42H253V40H257L258 41V45H257V47L256 48H258V54H259V56H257L258 58V60H259V58H260V60H259V62H258V65H257V67H256V72L254 71V73H255V75L252 77V79H250L249 80V78H248V85L245 83V81L243 82V83H245L246 85H245V87H246V89L245 90H243L244 91V93H242L241 94V96H240V94H239V97L241 98H243V100H241V103H243V104H245V109L244 108H242V107H240L241 109H244V111L242 112V110L240 111L239 110V107H238V102H237V100H236V96H237V94H238V92L237 91H239L238 90V86L241 84L242 85V81L244 80L243 79V77H241V76H239L238 74H234V73H231V71L233 70V67H234V64H229L228 66H225V71L224 72H222V71H218V68L217 67H214L215 65V63H214V61H213V63H210V61H208V60H206V59H208V57L207 56H211L212 55V58L213 57H218V55H221V54H223V53H225L224 51L225 50H227L229 47H230V45L229 46H227V44L228 43H230L232 40H234V38L236 39V37L238 36V34L240 33L239 31V29L237 30V28H235V30H232V32L233 33H230V36H225L223 33H220V31H222V30H220L219 31V29L218 30H216V32L214 33H212L213 34V36H212V38H207V40H205V39H202V38H200V36H199V33H195V35H194V32L192 33V37H188L189 39H187L188 41L187 42H185L186 43V46H185V50L184 51H181V53L182 52H185V51H187L186 52V54H184V55H181L175 62L173 61V59L174 58H177L178 57V55H180V54H178V55H175V56H177V57H174L173 56V53H172V55L171 54H167L169 57H170V55L171 56H173V58L172 59H170V60H172V64H170L171 62H169L170 60L168 59V62H169V64H167V65H169V66H165L164 65V67L165 68H163V69H161V70H157L156 72H154V73H152V75H150L149 77H150V79H147L145 76V78H143V79H139L140 81H138L137 80V82H135V84L134 83H132L133 84V86L131 85V87H128V88H125V89H122V90H118V88H117V90L116 89H114V94H113V92H112V94L113 95H110V96H106V95H104V92H103V94H100L102 91H103V89H101L102 91H100L99 92V94L97 93V91L96 92H94V91H92L91 92V90H93V89H89L90 88V86H89V90H90V92L88 91V93L86 92H84L85 93V95H82L81 93L77 96L78 97V100L80 101V102H78V103H80L79 105H73L72 106V108H70V109H66L65 108V110L64 111H61L60 112V110H62V109H64V108H60V106L59 105H57V103L55 104V106L57 105V106H59V108H60V110H59V113H58V118L56 119V121L53 123V125H52V127L51 128H49L50 129V131H49V136H48V134H45V135H47L48 136V138L46 139V141H44L43 143L44 144H42L43 146H45V147H48V149H49V152H48V154H47V156L49 157V158H51L50 159V162H51V165L54 163L55 165L57 164L58 165V163L60 164V163H65L66 161H69L68 159H69V157H70V155L73 153V151H74V149L72 148V146L70 145L71 144V140L72 139H74L75 137L76 138H78V136H80V135H83L84 136V130L86 129V130H88L90 127H92V128H90L88 131H87V134H90V135H88L89 137H91L92 139H94V141H96L97 139H99L100 138V141L102 142V140H103V143H104V139H106V138H108L109 140H111V143H113L112 141H113V138H112V136L111 137H109V135H108V137H106L105 135H104V132H106L107 131V129L108 128H113V126L115 125V124H117L118 126H116V127H119V128H117V129H119L118 130V132H117V136H118V138H120L121 139V142H122V145L120 144V145H118V147L116 146V147H113L114 146V144H113V146L111 145H104L103 143L101 144V145H103L102 147H101V145H100V147H101V150H100V147L98 148V146H97V148H96V151L98 150V152H96L95 154H94V156H93V158H89L87 161H88V163H92L91 165H92V168H91V170L89 171L88 169H86L87 171H89L88 173L86 172V177H85V179H84V181L87 183V185H88V193H87V189L85 190L86 192V195H84L83 196V198H79L80 200V207H79V212H78V214L76 215V214H74V215H76L75 216V219H74V221H75V223H77V224H74L73 223V225H75L74 227H77V229H79V227H80V229H81V231L80 232H82L83 231V229H85V228H87V229H89L90 228V230H97V235H98V238L96 239V237H95V239H96V243H99V241H100V239H101V237H102V234H108V232L110 231V230H112V229H115V226L117 225V223H118V221H119V216H120V213H121V209H124L126 212H130V208L131 209H133L132 207H134V206H132V203H133V200H134V198H136V195L138 194V193H143L144 192V190H143V188L144 187H146V186H148L149 184L147 183L146 184V182L148 181H145V183H140V184H143V186H141L142 187V189H140V191H139V187L138 186H140V184H139V182L138 183H131L134 179H133V177H136V175L134 176V174L135 173H137V171H138V174H139V169L137 168L136 170L135 169H133V170H135V171H133V172H135L134 174H131V171L130 170H132V164L134 163L135 164V161L137 160H135V156H137V152H138V150H140V152L142 151V150H144V152H145V149H146V151H154L155 149V144L154 143H152L151 141L153 140V142L155 141L157 144H161V142H160V140L159 139H161L160 138V136L161 137H165L167 134L165 133V131L167 132H169V130H166V128H168V127H165V121H164V119H166L167 117L169 118V119H167V124H168V126H169V128L173 125H175V124H177L176 126H178V124L181 122V124H182V122H185V125L186 126H184V130L186 129V127H187V129H186V137L185 138H183V139H180V138H182V137H180V135H179V133H180V131H181V128H180V131L178 132V134H176V132H175V134H176V136L179 138V139H175L174 137V139L175 140H173L172 141V139H171V141H172V143L171 144H173L172 146H175V147H179V149L181 150H176V151H178V155H176L174 158V161L172 160V162L171 163H174V169L172 170V172H171V175H170V173H169V175L171 176L170 178H172V180H171V182H170V180H169V184H168V186L166 185V182L168 181H165V183H164V185H166V186H164L163 185V183H162V185H163V187H167L163 192H164V194H162V195H164L166 198L164 199V200H166L165 201V203H167L168 201L169 202H171V204H172V202L173 201H175L176 200V202L178 201V203H181L182 204V207H184V209H186L185 207H187L186 205H188L187 203L188 202H190L191 200H194V202H197V206L196 205H193L194 204V202H192L191 204L194 206L193 208H201L202 206L204 207V206H207V205H211L212 203H214L219 197H220V195H222V194H226V192L228 193L229 192V188L234 184V183H237L238 181H236V180H238L239 178V174L241 173L242 174V170H243V172H244V170H245V160H247L246 159V157L248 156V154L247 153H249L248 151H249V146H251V145H257V144H253L254 143V140H255V138H254V136L256 137V134H259L260 135V138H259V136L256 138V143L258 142V145L260 144V139L262 138V139H264V124H263V122H260V120H262V117H263V115H264V61L262 60L263 59V57H264V31L262 30V31H259L260 29H257L256 30ZM59 30V29H58ZM128 30V29H127ZM126 30V31H127ZM200 30V29H199ZM215 30V29H214ZM226 30V31H227ZM93 31V30H92ZM91 31V32H92ZM146 31H148V29L146 30ZM154 31V30H153ZM219 31V32H218ZM106 32V33H105ZM120 32V33H119ZM128 32V31H127ZM127 32H126V34H127ZM155 32V31H154ZM239 32V33H238ZM141 33V32H140ZM158 33V32H157ZM175 33V32H174ZM218 33H220L219 35H218ZM228 33V35H229V32H227ZM106 34H108V35H106ZM137 34V33H136ZM204 34V36H206L205 34L206 33H203ZM202 34V35H203ZM246 34V33H245ZM248 34V33H247ZM76 35V34H75ZM88 35V34H87ZM128 35H129V33H128ZM153 35V34H152ZM240 35V34H239ZM119 36H120V38H119ZM126 36V35H125ZM204 36H202V37H204ZM247 36V37H248ZM87 37V38H86ZM130 37V36H129ZM135 37V36H134ZM170 37V36H169ZM186 37V36H185ZM119 38V39H118ZM141 38V37H140ZM205 38V37H204ZM246 38V37H245ZM244 38V39H245ZM118 39V40H117ZM124 39H128L127 38V36L126 37H124ZM202 39V40H201ZM240 39V38H239ZM174 40V39H173ZM203 40H205V41H203ZM18 41V42H19ZM119 41V42H118ZM122 41V40H121ZM126 41V43L128 42L127 40H125ZM186 41V40H185ZM245 41H247V40H245ZM238 43H239V40L237 41ZM122 43V42H121ZM17 44V43H16ZM20 44V43H19ZM24 44V43H23ZM71 44L73 45V42H71ZM108 44V45H109ZM221 44V46H219ZM237 44V43H236ZM15 45V44H14ZM13 45V46H14ZM71 45V46H72ZM107 44H106V46H108ZM235 45V44H234ZM21 46V45H20ZM59 46V45H58ZM68 46H69V44H68ZM98 46H100V47H98ZM105 46V47H106ZM15 47V46H14ZM22 47V46H21ZM25 47V46H24ZM30 47V46H29ZM55 47H57V45L55 46ZM65 47V46H64ZM64 47H63V44H62V46H61V48H63L64 49ZM103 47V46H102ZM105 47H103V50H104V48ZM111 47H112V45H111ZM110 47V48H111ZM116 47L117 46H113L112 47V49H113V52L116 50ZM124 47V46H123ZM177 47V46H176ZM181 47V46H180ZM19 48V47H18ZM25 48H28V47H25ZM54 48V47H53ZM95 48V49H96ZM118 48V47H117ZM24 49V48H23ZM73 49V48H72ZM93 49V48H92ZM96 49V50H97ZM106 49V48H105ZM109 48H107V50H108ZM112 49H110V50H112ZM181 49H182V47H181ZM237 49V48H236ZM9 50V49H8ZM102 50V51H103ZM7 51V50H6ZM5 51V52H6ZM12 51V50H11ZM13 51H15V49L13 50ZM54 51V50H53ZM61 51H63V50H61ZM60 51V52H61ZM66 51V50H65ZM83 51H84V49H83ZM97 51H99V50H97ZM97 51H95V52H97ZM101 51V49H100V52H102ZM176 51H177V49L175 50V52H174V54L176 53ZM27 52V51H26ZM59 52V51H58ZM93 52V51H92ZM111 51H109L108 53H110ZM171 52V51H170ZM178 52V51H177ZM230 52V51H229ZM0 53H1V51H0ZM10 53V52H9ZM12 53V52H11ZM25 53V52H24ZM24 53H22L23 55H24ZM30 53H31V50H30ZM57 53V52H56ZM103 53H104V51H103ZM112 53V52H111ZM114 53H116V52H114ZM118 53V52H117ZM123 53V52H122ZM242 53H244V51L242 52L241 51V53H238L239 55L240 54H242ZM2 54V53H1ZM0 54V55H1ZM5 54H7V53H5ZM13 54H16L15 52L13 53ZM13 54H11V56L13 55ZM18 54V53H17ZM55 54V53H54ZM107 53H106V51H105V55H106ZM177 54V53H176ZM183 54V53H182ZM3 55V54H2ZM1 55V56H2ZM23 55H21L22 57H23ZM26 55V54H25ZM24 55V56H25ZM30 55H32V54H30ZM34 55V54H33ZM64 55V54H63ZM62 55V56H63ZM79 55V54H78ZM99 55V54H98ZM104 55V56H105ZM111 55H113V54H111ZM114 55H117V54H114ZM113 55V56H114ZM124 55H125V53H124ZM123 55V56H124ZM162 55V54H161ZM167 55H163V59H164V63L165 62H167V61H165V56H167ZM29 56V55H28ZM28 56H27V58H28ZM55 56V55H54ZM53 56V57H54ZM59 56H61V55H58V58H59ZM70 56V55H69ZM73 56H75V55H73ZM108 56V54L105 56V57H107ZM119 56V55H118ZM120 56H122V55H120ZM7 57H8V55H7ZM26 57V56H25ZM32 57V56H31ZM93 57V56H92ZM104 57V58H105ZM161 57V56H160ZM169 57H166V58H169ZM207 57V58H206ZM10 58V57H9ZM79 58H81V57H79ZM95 58V57H94ZM103 58V59H104ZM107 58H109V56L107 57ZM110 58H112V57H110ZM109 58V59H110ZM114 58V57H113ZM115 58H116V56H115ZM139 58V57H138ZM158 58V57H157ZM171 58V57H170ZM244 58V57H243ZM31 59V58H30ZM29 59V60H30ZM54 59V58H53ZM69 59H71L70 57H69ZM68 59V60H69ZM101 57H100V61H101ZM117 60H118V58H116ZM211 59V58H210ZM10 60V59H9ZM21 60H23L22 58H21ZM33 60V59H32ZM73 60H75L76 61V59H73ZM72 60V61H73ZM107 60V59H106ZM106 60H105V62H106ZM129 60V59H128ZM135 60V59H134ZM217 60V59H216ZM242 60V59H241ZM241 60H240V62H241ZM250 60V59H249ZM248 60V61H249ZM27 62H28V60H26ZM57 61H59L60 62V60H57ZM71 61V62H72ZM78 61H80V60H78ZM91 61V60H90ZM100 61L98 62L97 61V63L98 64H100ZM109 61V60H108ZM107 61V62H108ZM133 61V60H132ZM137 61V60H136ZM140 61H141V59H140ZM158 61V60H157ZM161 61H163L162 60V58L160 59V61L159 62H161ZM255 61H257V60H255ZM35 62H32V63H35ZM89 62V61H88ZM87 62V63H88ZM104 62V64H107V62L105 63ZM109 62H111V61H109ZM212 62V61H211ZM218 62V61H217ZM234 62V61H233ZM76 63V62H75ZM90 63V62H89ZM92 63H93V61H92ZM118 63V62H117ZM128 63V62H127ZM132 63V62H131ZM130 63V65H133L134 67L133 68H131V66H130V69L131 70H129V71H133L134 69H136V67L138 68V65L136 66V65H134L133 63L131 64ZM144 63V62H143ZM256 63V62H255ZM15 64V63H14ZM44 64H46V63H44ZM48 64V63H47ZM50 64V63H49ZM52 64V63H51ZM50 64V65H51ZM79 64V62L77 63V65ZM103 64V62L101 63V65ZM110 64H112V63H110ZM160 64V63H159ZM162 64V63H161ZM160 64V65H161ZM199 64V65H198ZM247 64H248V62H247ZM254 64V63H253ZM252 64V65H253ZM17 65V64H16ZM54 65V64H53ZM68 65V64H67ZM76 65V66H77ZM116 65V64H115ZM114 64H113V68L115 69L116 67H114L115 66ZM118 65V64H117ZM159 65V66H160ZM198 65V66H197ZM227 65V64H226ZM4 66V65H3ZM6 66V65H5ZM9 66V65H8ZM89 66V65H88ZM105 66V65H104ZM107 66V65H106ZM106 66H105V68H106ZM136 66V67H135ZM141 66H143V65H141ZM243 66H244V64H243ZM249 66H251V63H249V65H248V68H249ZM13 67V66H12ZM27 67V66H26ZM41 67H43L42 65H41ZM51 67V66H50ZM55 67H56V64H55ZM85 67H86V65H85ZM95 67V66H94ZM127 67V66H126ZM161 67V66H160ZM253 66H251V68H252ZM20 68V67H19ZM45 68V67H44ZM43 68V69H44ZM57 68V67H56ZM75 68V67H74ZM80 68H82V69H84L83 67H81L80 66ZM79 68V69H80ZM96 68V67H95ZM97 68H98V65H97ZM99 68H101V66H99ZM98 68V69H99ZM248 68H246V69H248ZM29 69V68H28ZM36 69V68H35ZM53 69V68H52ZM62 69V68H61ZM78 69V68H77ZM94 69V68H93ZM97 69V70H98ZM112 69V68H111ZM133 69V70H132ZM139 69H141V68H139ZM238 69V68H237ZM245 69V70H246ZM17 70H19V69H17ZM32 70H33V68H32ZM40 70H41V68H40ZM46 70V69H45ZM48 70V69H47ZM50 70V69H49ZM48 70V71H49ZM55 70V69H54ZM76 70V69H75ZM91 70V69H90ZM125 70L127 71V69L125 68ZM154 70V69H153ZM8 71H10V68H9V70ZM20 71V70H19ZM47 71V72H48ZM51 71V73L52 72H55V71H53V70H50ZM49 71V72H50ZM80 71V70H79ZM92 71V70H91ZM100 71V70H99ZM114 71V70H113ZM116 71V70H115ZM121 71H122V69H121ZM125 71V73H128V72H126ZM142 71H144V70H142ZM2 72H5L6 73V71H2ZM24 72V71H23ZM89 72V71H88ZM87 72V73H88ZM95 72V71H94ZM135 72V71H134ZM133 72V73H134ZM240 72V71H239ZM248 72V71H247ZM37 73H38V70H37ZM56 73V72H55ZM54 73V74H55ZM95 73H98V72H95ZM95 73H94V75H95ZM105 73V72H104ZM112 73V72H111ZM115 73V72H114ZM121 73V75H122V73H124V71L123 72H120ZM119 73V74H120ZM130 73H132V72H130ZM243 73V72H242ZM13 74V73H12ZM33 74V73H32ZM44 74V73H43ZM48 74V73H47ZM56 74H58V73H56ZM81 74V73H80ZM99 74V73H98ZM100 74H101V72H100ZM107 74V73H106ZM135 74V73H134ZM138 74V73H137ZM136 74V75H137ZM250 74V73H249ZM249 74H247V76L249 75ZM14 75V74H13ZM26 75V74H25ZM31 75V74H30ZM73 75H75V74H73ZM86 75V74H85ZM101 75H103V74H101ZM133 75V74H132ZM131 75V76H132ZM182 75V76H181ZM63 76H65V75H63ZM87 76V75H86ZM95 76H98V75H95ZM117 76V75H116ZM129 76L130 75H126L125 74V79L128 77L129 78ZM179 76H181V78L179 77ZM246 76V77H247ZM250 76H252V75H250ZM9 77V76H8ZM29 77V76H28ZM27 76H26V78H28ZM41 77V76H40ZM42 77H43V75H42ZM46 77V76H45ZM49 77V76H48ZM73 77V76H72ZM89 77V76H88ZM99 77V76H98ZM106 77H108V76H106ZM106 77H105V81H106ZM133 77H134V75H133ZM132 77V78H133ZM148 77V76H147ZM3 78V77H2ZM2 78H1V80H2ZM16 78V77H15ZM36 78V77H35ZM35 78H34V80H35ZM68 78V77H67ZM80 78V77H79ZM91 78V77H90ZM90 78H88L89 80H90ZM97 78V77H96ZM100 78V77H99ZM104 78V77H103ZM118 78H120V77H118ZM131 78V77H130ZM251 78V77H250ZM9 79V78H8ZM7 79V82H9V80ZM65 79H66V77H65ZM84 79H85V77H84ZM84 79H83V81H84ZM98 79V78H97ZM96 79V80H97ZM102 79V78H101ZM100 79V80H101ZM110 79H111V76H110ZM208 79V80H207ZM246 79V78H245ZM19 80H20V78H19ZM22 80V79H21ZM20 80V81H21ZM33 80V81H34ZM59 80V79H58ZM77 80V79H76ZM75 80V81H76ZM88 80V81H89ZM108 80V79H107ZM123 80V79H122ZM135 80V79H134ZM12 81V80H11ZM57 81V80H56ZM67 81V80H66ZM85 81H87V80H85ZM99 81V80H98ZM97 81V82H98ZM101 81H103V80H101ZM113 80L111 79V81H109V83H111ZM117 81V80H116ZM126 82H128L127 81V79L125 80ZM124 81V82H125ZM16 82H19L18 80L17 81H15V85H16ZM43 82V81H42ZM51 82H53V81H51ZM58 82H60V81H58ZM77 82H79V81H77ZM90 82V81H89ZM94 83H95V81H93ZM100 82V81H99ZM130 82V81H129ZM131 82H133V80H131ZM1 83V82H0ZM30 83H31V81H30ZM44 83V82H43ZM71 83V82H70ZM76 83V82H75ZM74 83V84H75ZM80 83V82H79ZM84 83H86V82H84ZM92 83V82H91ZM104 83V82H103ZM115 83V82H114ZM8 84V83H7ZM18 84V83H17ZM52 84V83H51ZM61 84H62V86H63V84L64 83H62L61 82ZM73 84V83H72ZM96 84H98V83H96ZM106 84V83H105ZM122 84V83H121ZM131 84V83H130ZM129 84V85H130ZM41 85V84H40ZM77 85V84H76ZM80 85V84H79ZM78 85V86H79ZM110 85V84H109ZM240 85V86H241ZM5 86V85H4ZM12 86H13V84H12ZM36 86H37V84H36ZM46 86V85H45ZM58 86V85H57ZM56 86V87H57ZM77 86V87H78ZM85 86H87V85H85ZM111 86V85H110ZM109 86V87H110ZM127 86V85H126ZM240 86H239V88H240ZM16 87V86H15ZM20 87H22V86H20ZM26 87V86H25ZM41 87V86H40ZM47 87V86H46ZM51 87V85L49 86V88ZM55 87V86H54ZM53 87V88H54ZM65 87H66V85H65ZM82 87V86H81ZM84 87V86H83ZM92 87H94V84L92 85ZM114 87V86H113ZM6 88V87H5ZM4 87H3V89H5ZM14 88V87H13ZM13 88L11 89V90H13ZM34 88V87H33ZM39 88V87H38ZM60 88V87H59ZM63 88V87H62ZM69 88V87H68ZM85 88V87H84ZM120 88V87H119ZM122 88V87H121ZM175 88H176V90H178V89H185V88H189L190 89V93H189V95L187 94V95H185L183 98H179V99H177L179 96H178V91H175ZM20 89H22V88H20ZM48 89V88H47ZM56 89V88H55ZM58 89V88H57ZM57 89H56V91H57ZM77 89H79V88H77ZM86 89V88H85ZM96 89V88H95ZM94 89V90H95ZM108 89H111V88H108ZM156 90V92H155V90ZM186 89V90H187ZM244 89V88H243ZM6 90V89H5ZM19 89H17V91L16 92H19L18 91ZM34 90V89H33ZM39 90V89H38ZM49 90V89H48ZM47 90V91H48ZM52 90V89H51ZM60 90V89H59ZM67 90V89H66ZM100 90V89H99ZM151 90H154L153 91V93L154 94H152V92H151ZM169 90H171L170 92H169ZM235 90H237V91H235ZM22 91V90H21ZM28 91V90H27ZM32 91V90H31ZM30 91V92H31ZM44 91V90H43ZM86 91V90H85ZM108 93H109V91L108 90H106ZM105 91V92H106ZM117 91V92H116ZM184 91V90H183ZM3 93H4V90L2 91ZM10 92H11V94L13 93L12 91H9V94H10ZM15 92V90H14V93H16ZM24 92H26V91H24ZM49 92V91H48ZM52 92L53 93H55L53 90H52ZM72 92H74V91H72ZM150 92V93H149ZM169 92V93H168ZM187 92H189V91H187ZM231 92H232V94L234 93V94H236V92H237V94H236V96L234 95H232L233 96V100L231 99V97H230V95H231ZM7 93V92H6ZM40 93V92H39ZM43 92H41V94H42ZM45 93V92H44ZM43 93V94H44ZM50 93V92H49ZM83 93V92H82ZM107 93V94H108ZM152 94V95H155V97H157V100H158V98L160 99V97L162 96H166L167 98H166V101L165 102H168V106L166 107L165 105H164V107H161L160 106V108L159 109H157L156 110V107H155V109H153L152 107L148 110V108H147V106H142V105H149V103L147 102L146 103V99L148 98H143L144 97V95H146V94ZM64 94H65V92H64ZM67 94V93H66ZM70 94V93H69ZM74 94H75V92H74ZM94 94H98V95H94ZM228 94H230V95H228ZM3 95V94H2ZM8 95V94H7ZM50 95V94H49ZM48 95V96H49ZM61 96H62V94H60ZM68 95V94H67ZM71 95V94H70ZM70 95H69V97H70ZM76 95V94H75ZM75 95L74 96H71V97H75ZM80 95H82V96H80ZM224 95H226V97H227V95H228V97H230V99L232 100H227V98H221V99H223L224 100V102L225 103H227L226 102V100L227 101H231L230 103L228 102L226 105H223L222 107H220V110L219 111H224L226 114H228V115H230V114H234L235 112H237V111H240V113H242V117H241V123L237 126V128H231V130L228 132V134L227 135H224L225 134V132H224V134L219 130V129H216L213 125H215V123L212 125V119H214V117L215 116H217L218 117V109H219V106L218 105H221V104H223L224 102H223V100H219L221 103L219 104V101H218V99L220 98V97H223ZM4 96V95H3ZM32 96V95H31ZM40 97H42L41 95H39ZM52 96H54V94L52 95ZM55 96H57L56 95V93H55ZM54 96V97H55ZM58 96H59V94H58ZM149 97H151L150 95H148ZM30 97V96H29ZM34 97H36V95L34 96ZM53 97V98H54ZM60 97V96H59ZM68 97V96H67ZM77 97H76V99H77ZM155 97H153V98H155ZM225 97V96H224ZM238 97V96H237ZM8 98H9V96H8ZM39 98V97H38ZM44 98H46V96H44ZM51 98V97H50ZM58 97H56V99H57ZM62 98V97H61ZM65 98H66V95H65ZM64 98V100L65 101H67L66 99ZM73 98H71V99H73ZM141 98L143 99V101H141ZM1 99V98H0ZM10 99V98H9ZM12 99V98H11ZM19 99V98H18ZM37 99V98H36ZM40 99V98H39ZM93 99H95V100H97V102H92V103H94L93 105H88V101H90V100H93ZM149 99V98H148ZM152 99V98H151ZM151 99H150V101H151ZM164 99V98H163ZM21 99H19V101H20ZM24 100V99H23ZM22 100V102H24L23 104L25 105V101H23ZM50 100V99H49ZM70 100V99H69ZM74 100V99H73ZM144 100H145V102H144ZM153 100H156V98L155 99H152V104L151 105H153V102H155V101H153ZM156 100V101H157ZM161 100V99H160ZM8 101V100H7ZM27 101V100H26ZM35 101V100H34ZM37 101V100H36ZM45 101V100H44ZM48 101V100H47ZM53 101V100H52ZM52 101H51V103H52ZM164 101V100H163ZM176 101H178V102H176ZM18 102V101H17ZM21 102V101H20ZM21 102V103H22ZM31 102V101H30ZM29 102V103H30ZM57 102V101H56ZM62 102V101H61ZM60 102V103H61ZM146 103V104H142L141 105V103ZM158 102V101H157ZM156 102V103H157ZM161 102V101H160ZM176 102V103H175ZM223 102V103H222ZM240 102V101H239ZM9 103V102H8ZM6 104L5 106H3V107H0V108H3L2 110H3V112H0V121L3 119L2 118V116L6 113V112H8L9 111V105L11 104V103H13V102H11V100H10V103L9 104ZM14 103H16V102H14ZM39 103V102H38ZM70 103V102H69ZM68 103V104H69ZM75 103V102H74ZM156 103L154 104V105H156ZM159 103V102H158ZM28 104V103H27ZM35 104V103H34ZM63 104H65V103H63ZM62 104V105H63ZM240 104V103H239ZM243 104H240V105H243ZM1 105V104H0ZM2 105H4V104H2ZM12 105V104H11ZM14 105V104H13ZM16 105V107H18L17 106V104H15ZM20 105V104H19ZM29 105V104H28ZM39 105V104H38ZM38 105L36 106V107H38ZM71 105V104H70ZM69 105V106H70ZM151 105H149V106H151ZM153 105V106H154ZM158 105H160V104H157V106ZM23 106V105H22ZM43 106V105H42ZM48 106V105H47ZM50 106V105H49ZM48 106V107H49ZM65 106V105H64ZM68 106V107H69ZM142 106V107H141ZM21 107V106H20ZM24 107V106H23ZM23 107H21V108H23ZM159 107V106H158ZM10 108H12V106L10 107ZM26 108V107H25ZM24 108V110L23 111H25L26 109ZM40 108V107H39ZM20 109V108H19ZM47 109V108H46ZM153 109V110H152ZM28 110H30V107L28 108ZM27 110V111H28ZM115 110V111H114ZM14 111V110H13ZM16 111V110H15ZM39 111V110H38ZM37 111V112H38ZM44 111V110H43ZM51 111V110H50ZM58 111V110H57ZM112 111H114V112H112ZM147 111H149V112H151V113H153V114H156L157 115V117L159 116V118L161 117V119H162V121H163V125H164V127L163 128H160L159 126H158V124H156V125H152V122H151V124L150 123H144V122H142L141 120H140V115L143 113V112H146L147 113ZM29 112H31V111H29ZM49 112V111H48ZM55 112V111H54ZM109 112H111V114H109L108 115V113ZM1 113H2V115H1ZM17 113V112H16ZM15 113V114H16ZM32 113V112H31ZM57 113V112H56ZM239 113V112H238ZM14 114V113H13ZM20 114V113H19ZM47 114H50V113H47ZM47 114L45 113V115H46V117H47ZM152 114V115H153ZM223 114V113H222ZM12 115V114H11ZM53 115V114H52ZM51 115V116H52ZM57 115V114H56ZM101 115H104V117H105V115H108L106 118H104V121H103V119L101 118V119H99L98 118V116H100L101 117ZM136 116V117H135ZM170 116V117H169ZM227 116V115H226ZM14 117V116H13ZM12 117V118H13ZM94 117H97V118H94ZM103 117V116H102ZM156 117V116H155ZM216 117V118H217ZM239 117V116H238ZM5 118H7L6 116H5ZM11 118V119H12ZM36 118V117H35ZM91 118H93V120L91 119ZM215 118V119H216ZM231 118L232 117H230V120H231ZM233 118H234V115H233ZM10 119V120H11ZM91 119V121H92V124H91V121L89 122V124L88 125H90L91 124V126H88L89 128H86V126H87V123H88V121ZM136 119V123L135 122H133L134 120ZM157 119V118H156ZM208 119V120H207ZM226 119H229V116H228V118H226ZM235 119V118H234ZM6 120V119H5ZM31 120V119H30ZM88 120V121H87ZM101 120V121H100ZM126 122H124V121ZM150 120V119H149ZM155 120V119H154ZM160 120V119H159ZM217 121H218V119H216ZM221 120V119H220ZM236 120V119H235ZM234 120V121H235ZM4 121V120H3ZM33 121V120H32ZM86 121H87V123H86ZM123 121V122H122ZM131 121H132V123L134 124V126H133V124H130L131 123ZM223 121V120H222ZM224 121H225V119H224ZM28 122V121H27ZM34 122V121H33ZM40 122V121H39ZM228 122V121H227ZM232 122V121H231ZM230 122V123H231ZM20 123V122H19ZM21 123H23V122H21ZM230 123H228V125L230 124ZM234 123V122H233ZM239 123V122H238ZM261 123V124H260ZM40 124H42L41 122H40ZM45 124V123H44ZM120 124H122V125H120ZM167 124H166V126H167ZM221 124V123H220ZM236 124V123H235ZM33 125V124H32ZM46 125V124H45ZM125 125H132V127L130 126V128H133L134 127V135L132 136V137H130V136H128L126 133L127 132H124L123 131V129H122V127L123 126H125ZM42 126V125H41ZM47 126V125H46ZM174 127V128H177V127ZM210 126H213V128L211 127V129H212V131H220L221 133H220V135L218 134V133H216V132H213L215 135L213 136V137H215V139L214 140H217V136L219 135V136H221V135H223V138H224V141H225V139H226V137H227V142L226 143H228V148L225 150V152H224V150H223V155H218V153H216V150H215V148H212V147H215V146H217L218 144H214V146H212L211 144H210V142H208L212 147V149L211 148H209L208 149V152L206 151L205 152V148H206V142L207 141H210L211 139H209V140H207V133L210 135L211 134V130H208L209 132H206L207 131V128H209L210 129ZM216 126V125H215ZM230 126V125H229ZM17 127V126H16ZM15 127V128H16ZM27 127H29V125L27 126ZM26 127V128H27ZM34 127V126H33ZM38 127V126H37ZM183 127V126H182ZM17 128H19V127H17ZM47 128V127H46ZM128 128H129V126H128ZM129 128V129H130ZM159 128H160V130H159ZM22 129V128H21ZM33 129V128H32ZM116 129V128H115ZM114 129V130H115ZM154 129H156V130H159L158 132H157V135H156V133H155V135L156 136H154V132H153V130ZM172 129V128H171ZM214 129V130H213ZM221 129H223V128H221ZM227 129V128H226ZM9 130V129H8ZM25 130V129H24ZM47 130V129H46ZM155 130V131H156ZM163 130H164V132H163ZM2 131H4V130H2ZM21 131V130H20ZM22 131H23V129H22ZM28 131V130H27ZM227 131H228V129H227ZM9 132V131H8ZM19 132V131H18ZM42 132L43 133H45L43 130H42ZM116 132L114 131L113 133H115L116 134ZM167 132V133H168ZM171 132L173 133V131L171 130ZM170 132V133H171ZM20 133V132H19ZM34 133V132H33ZM83 133V134H82ZM109 133V132H108ZM169 133V134H170ZM171 133V134H172ZM182 133H183V131H182ZM227 133V132H226ZM22 134V133H21ZM26 134V133H25ZM29 134V133H28ZM150 134V135H149ZM174 134V133H173ZM172 134V135H173ZM181 134V133H180ZM185 134V133H184ZM218 134V135H217ZM8 134H5L4 133V136H7ZM14 135H15V133H14ZM19 135V134H18ZM41 135V134H40ZM107 135V134H106ZM113 135V134H112ZM162 135H164V136H162ZM183 135V134H182ZM217 135V136H216ZM1 136H3V132H1L0 133V144H2L3 142H5L4 140L2 141V137ZM9 136V135H8ZM11 136H12V134H11ZM16 136H17V134H16ZM27 136V135H26ZM46 136V137H47ZM114 136V135H113ZM126 136V137H125ZM171 136V135H170ZM175 136V135H174ZM175 136V137H176ZM14 138H15V136H13ZM24 137V136H23ZM29 137V136H28ZM35 137V136H34ZM89 137L88 138H86V139H88L89 140ZM115 138H114V143H115V139H116V136H114ZM158 137H159V139H158ZM183 137H184V135H183ZM208 137H212V136H208ZM81 138V137H80ZM79 138V139H80ZM111 138V139H110ZM166 138H169L168 136L166 137ZM219 139L218 140H222L223 141V139H220V137H218ZM221 138H222V136H221ZM3 139H5V138H3ZM33 139V138H32ZM81 139H83V138H81ZM157 139H158V141H157ZM163 139V138H162ZM161 139V140H162ZM262 139H261V141H262ZM10 139H8V141H9ZM40 141H41V139H39ZM57 141V146H56V150H54V147L52 148V144H51V142L52 141ZM76 140V139H75ZM78 140V139H77ZM76 140V141H77ZM87 140V141H88ZM129 140V141H128ZM166 140V139H165ZM164 140V141H165ZM214 140H212V141H214ZM217 140V141H218ZM229 140V141H228ZM2 141V142H1ZM6 141H7V139H6ZM7 141V142H8ZM11 141V140H10ZM10 141L8 142V143H10ZM31 141V140H30ZM54 141V142H55ZM72 141H74V140H72ZM81 141H84V139L83 140H81ZM81 141L80 140H78L77 142H79L80 144H81ZM86 141V142H87ZM99 141V140H98ZM211 141V142H212ZM222 141L220 142H217V143H219V145L222 143ZM22 142H24L23 140H22ZM75 142V141H74ZM100 142V143H101ZM110 142V141H109ZM170 142V141H169ZM6 143V142H5ZM5 143H3V146H4V144ZM7 143V145H9ZM16 143V142H15ZM19 143H21L20 141H19ZM29 143V142H28ZM30 143H32V142H30ZM29 143V144H30ZM49 143V144H48ZM78 143V144H79ZM84 142H82V144H83ZM94 143V142H93ZM97 143H99V142H95V144H97ZM120 143V142H119ZM138 143H139V145H138ZM149 143H151V144H153L155 147H153V150H147V149H149V148H152V147H150L149 146ZM163 143V142H162ZM207 143V144H208ZM212 143H216L215 141L214 142H212ZM225 143V145H226V147H227V144ZM13 144V143H12ZM118 144V143H117ZM159 144V145H160ZM167 144H168V142H167ZM264 144V143H263ZM6 145V144H5ZM6 145V146H7ZM19 145V144H18ZM31 145V144H30ZM39 145V144H38ZM159 145H157V147L159 146ZM161 145H163V144H161ZM161 145H160V148L158 147H156V149H157V151H158V153L160 152L159 150H161V148L162 149H164V147H166V144H164L165 146L163 147H161ZM224 145V146H225ZM5 146V147H6ZM15 146V145H14ZM14 146H12V147H14ZM21 146V145H20ZM75 146V145H74ZM85 146V145H84ZM171 146V145H170ZM224 146H222V147H220L221 149L224 147ZM260 146V145H259ZM258 146V147H259ZM11 147V146H10ZM9 147V148H10ZM11 147V148H12ZM22 147V146H21ZM25 147V146H24ZM24 147H22L21 149H23ZM29 147H31V146H29ZM32 147H34L33 145H32ZM31 147V148H32ZM39 147L41 148V145H39ZM81 147V146H80ZM79 147V148H80ZM82 147H83V145H82ZM81 147V148H82ZM169 147V146H168ZM167 147V148H168ZM263 147V146H262ZM4 148V147H3ZM83 148H85V147H83ZM82 148V149H83ZM170 148V147H169ZM168 148V150H171V149H169ZM172 148V147H171ZM174 148V147H173ZM225 148V147H224ZM252 148H254V147H251V149ZM18 149H19V147L17 148V149H15V150H17V151H14V152H18ZM21 149H19V151L20 152H22V155H23V153L25 152H23V151H21ZM25 149V148H24ZM47 149V148H46ZM81 149V150H82ZM94 149V148H93ZM166 149V148H165ZM175 149V148H174ZM174 149L172 150V152L174 151ZM220 149V150H221ZM251 149H250V153H251ZM254 149H256L257 150V147H255ZM31 150V149H30ZM32 150H33V148H32ZM77 150H78V148H77ZM95 150V149H94ZM100 150V151H99ZM220 150L218 151V152H220ZM255 150V151H256ZM1 151V150H0ZM34 151V150H33ZM45 151V150H44ZM93 151V150H92ZM163 151V150H162ZM175 151V152H176ZM31 152V151H30ZM93 152H95V151H93ZM167 152V151H166ZM256 152H258V151H256ZM3 153V152H2ZM26 153V152H25ZM139 153V152H138ZM155 153V152H154ZM169 153H170V151H169ZM168 153V154H169ZM207 153V154H206ZM221 153H222V151H221ZM253 153V152H252ZM7 154V153H6ZM9 154V153H8ZM13 154V153H12ZM17 154V153H16ZM18 154H20L19 152H18ZM45 154V153H44ZM148 154V153H147ZM151 154V153H150ZM164 154V153H163ZM176 154V153H175ZM3 155V154H2ZM14 155V154H13ZM31 155V154H30ZM42 155V154H41ZM74 155V154H73ZM146 155V154H145ZM167 155V154H166ZM261 155V154H260ZM7 156V155H6ZM9 156H10V154H9ZM8 156V157H9ZM17 156V155H16ZM19 156V155H18ZM141 156H143V155H141ZM153 156V155H152ZM171 156V155H170ZM7 157V158H8ZM12 156H10V158H11ZM19 157H21V156H19ZM41 157V156H40ZM166 157V156H165ZM4 159V157H2L1 156V158H0V160L1 159ZM6 158V157H5ZM10 158H8V159H10ZM30 158V157H29ZM137 158H138V156H137ZM167 158V157H166ZM44 159H46V158H44ZM43 159V160H44ZM141 159V158H140ZM148 159V158H147ZM5 160V159H4ZM4 160H2V162H4ZM22 160V159H21ZM25 160V159H24ZM49 160V159H48ZM48 160H45L46 162V166H48ZM83 160V159H82ZM151 160V159H150ZM156 160V159H155ZM155 160H152L150 163H149V168L147 169L148 171L147 172H145L146 174V176H143V180L145 179H148V178H152V176H150L151 174L150 173H152V172H154V170H153V163L155 162ZM166 160V159H165ZM170 160V159H169ZM6 161V160H5ZM9 161V160H8ZM146 161V160H145ZM148 161H149V159H148ZM148 161H146V163L148 164ZM2 162H1V164H0V175H2L1 174V172H3V169H4V164L6 163L7 164V162H5V163H3L2 164ZM10 162V161H9ZM14 162V161H13ZM28 163H30V160L29 161H27ZM38 162H41L42 163V161H38ZM85 162V161H84ZM19 163V162H18ZM35 163V162H34ZM45 163H43V164H45ZM87 163V162H86ZM152 163V164H151ZM21 164V163H20ZM43 164H41L42 166H43ZM50 164V163H49ZM82 164H84V163H82V162H80V161H78V162H74V163H72V164H68V165H66V166H64L63 165V167H66V169L63 171V176H61L60 178H59V176H58V178H55V181L53 182V183H51L49 186H47L44 190H43V195L41 196V200H39V198L37 199V201H39V203H37L36 201V203L37 204H33V205H30V201H29V207H28V205L27 206H25V204H26V202L28 201L27 199H28V194H26L25 193V191L24 190H20V188L23 186H19L20 188H19V190H20V192H19V194L17 193V195H15L14 194V192L12 193V189H14V191H15V188L14 187H16V186H18V185H16L17 184V182L15 181H13V180H11L13 183H16L15 185L16 186H14V187H12V191L10 190V188H9V186H7V185H5V186H2L1 185V182H0V187H2V188H0V207L2 206V208L4 209H2L3 211H1L0 210V264H45L44 263V258L45 257H50V256H52L51 258L52 259H55L56 258V256L53 254V251H55L56 250V252H57V249H60L61 248V246L59 245V247H58V245L56 246V249L54 250V247H52L53 246V241H51L52 243V246H51V244H49V242H48V239H47V237H48V235H50L51 234V232H53L52 231V227L53 226H55V227H57V229H54V231L56 232V234L57 233H59V232H57V231H60L61 232V230L62 229H66L67 228V223H68V220L66 219V217L67 216H65V215H63V216H59V218L58 219H56V217L54 216H52V215H48V216H43V218H45L44 220H46V221H48L46 224H47V226H45L44 224H43V222L42 221H40V222H36L32 217H31V215H32V213L33 212H36V211H34V210H38L39 212H46L48 209H47V206H49L53 201H55L57 198H59V197H61V195H64L65 193H70L71 195H72V193L73 192H75L76 191V187H77V184H78V180H80L79 178H81L80 176L79 177H77V179L75 180L74 178H72V174L73 173H76L78 170H79V168L82 166ZM162 164H164V163H162ZM168 164V163H167ZM3 165V166H2ZM24 167H23V166ZM21 165V167H23V168H21L20 169V167L18 168L17 166H15V167H17V169L19 170V172H20V170L21 171H23L21 174H20V176H21V178H22V180L23 181H25V180H27V178H28V181L30 182L31 180H29V179H31V177H30V173H31V175H34V174H36L37 173V171L39 170L38 168H37V163H36V165L34 164V166L32 167L30 164H29V168H26L25 167V165H26V163H25V165H24V163ZM28 165V164H27ZM50 165V166H51ZM170 165V164H169ZM6 166V165H5ZM36 166V167H35ZM39 166V165H38ZM88 166V165H87ZM144 166V165H143ZM171 166H172V164H171ZM41 167V166H40ZM43 167H45V166H43ZM89 167V166H88ZM142 167V166H141ZM141 167H139L140 169H141ZM148 167V166H147ZM146 167V168H147ZM166 167V166H165ZM164 167V168H165ZM173 167V166H172ZM6 168H8V170L11 168V170L12 171H14L15 169H13L14 167H13V164H12V167H10V166H8V167H6ZM5 168V171L3 172V173H7V172H9L7 169ZM36 168L38 169V170H36ZM46 168V167H45ZM87 168V167H86ZM131 168V169H130ZM17 169H16V171H17ZM41 169V168H40ZM58 169V167L56 168V170ZM81 169V168H80ZM157 169V168H156ZM264 169V168H263ZM45 170V169H44ZM56 170H54V172L56 171ZM33 171V172H32ZM169 171V170H168ZM184 171V174L183 175H181V172H183ZM246 171V170H245ZM252 171V170H251ZM11 172V171H10ZM79 172V171H78ZM143 172V173H144ZM164 172V171H163ZM49 173V172H48ZM142 173V174H143ZM155 173V172H154ZM161 173H162V171H161ZM9 175H11V174H13L12 172H11V174L10 173H8ZM18 174V175H19ZM142 174H141V177H142ZM153 174V173H152ZM240 174V176H242ZM245 174V173H244ZM248 174V173H247ZM4 175V174H3ZM6 175V174H5ZM14 175V174H13ZM16 175V174H15ZM17 175V176H18ZM40 175H41V173H40ZM75 175V174H74ZM133 175V177H131ZM158 175V174H157ZM156 175V176H157ZM160 175V174H159ZM158 175V176H159ZM164 175V173L162 174V176ZM166 175V174H165ZM7 176V175H6ZM16 176V177H17ZM20 176H19V178L18 179H20ZM37 176H39V175H37ZM37 176H35V178L34 179H37L38 177ZM48 176V175H47ZM47 176H45V177H47ZM51 176V175H50ZM85 176V174L83 175V177ZM161 176V175H160ZM3 177V176H2ZM9 177V176H8ZM14 177V176H13ZM12 177V178H13ZM30 177V178H29ZM33 177V176H32ZM37 177V178H36ZM56 177V176H55ZM140 177V179H142ZM146 177V178H145ZM155 177V176H154ZM243 177V176H242ZM242 177H240V179L242 180L243 178ZM5 178V177H4ZM3 178V179H4ZM11 178V179H12ZM40 178V177H39ZM132 178V179H131ZM136 178H138V177H136ZM150 178V179H151ZM169 178V177H168ZM246 178V177H245ZM2 179V180H3ZM7 179V178H6ZM15 179V178H14ZM17 179V180H18ZM34 179L32 178V180L34 181ZM162 179V178H161ZM9 180V179H8ZM21 180V179H20ZM19 180V181H20ZM52 180V179H51ZM129 180H131V185H128V183H129ZM143 180H139L140 182H144ZM154 180V179H153ZM39 181V180H38ZM37 181V182H38ZM83 181V180H82ZM138 181V180H137ZM150 182H151V180H149ZM148 181V182H149ZM163 181V180H162ZM236 181V182H235ZM243 181V180H242ZM241 181V182H242ZM248 181V180H247ZM22 182V181H21ZM21 182H20V185H21ZM36 182V181H35ZM85 182L83 183V184H85ZM134 182V181H133ZM136 182V181H135ZM156 182H158V180L156 181ZM244 182V181H243ZM5 183H7V182H5ZM9 183V185H10V181L8 182ZM23 183H25V182H23ZM32 183H34V182H32ZM47 183V182H46ZM3 184V183H2ZM12 184V183H11ZM27 184V183H26ZM30 184H31V182H30ZM48 184V183H47ZM157 184V183H156ZM79 185H81V184H78V186ZM86 185V186H87ZM123 185H126L127 187H129V189L127 190L126 188L124 189L125 190V192L123 191V189H121L120 190V188L121 187H123ZM160 185V187H162V185L161 184H159ZM245 185V184H244ZM26 186V185H25ZM24 186V187H25ZM83 186V185H82ZM125 186V187H126ZM234 186V185H233ZM238 186V185H237ZM23 187V188H24ZM156 187H158V186H155V187H153L154 189H156L157 190V188ZM240 187V186H239ZM243 187V186H242ZM83 188V187H82ZM84 188H86V187H84ZM150 188V187H149ZM16 189H18V188H16ZM27 189H29L28 188V186H27ZM146 189H148V187H146ZM154 189H153V191H154ZM237 189H238V187H237ZM236 189V190H237ZM79 190H81V188L79 189ZM154 191L153 192V194L155 193V194H158L159 192H158V190L157 191ZM235 190V191H236ZM18 191V190H17ZM145 191H147V190H145ZM152 191V190H151ZM230 191H231V189H230ZM28 192V191H27ZM84 192V190L82 191V193ZM234 192V191H233ZM29 193V192H28ZM81 193V191H80V195L82 194ZM84 193V194H85ZM149 193V192H148ZM151 193V192H150ZM231 193V192H230ZM35 194V193H34ZM34 194H32L33 196H35ZM74 194H76V193H73V195ZM79 194V193H78ZM144 194H146V192L144 193ZM154 194V195H155ZM225 194H224V197H225ZM31 195V196H32ZM38 195V194H37ZM36 195V196H37ZM67 195H69V194H67ZM74 196H76V195H74ZM73 196V199L72 200H75L76 198ZM139 196V195H138ZM140 196H142V194L140 195ZM144 196V195H143ZM142 196V197H143ZM227 196V195H226ZM152 197H153V195H152ZM163 197V196H162ZM162 197H161V199L160 200H162ZM223 197V196H222ZM31 198V197H30ZM29 198V199H30ZM70 198V197H69ZM68 198V196H67V198L66 199H69ZM75 198V199H74ZM78 198V197H77ZM138 198H140L141 199V197H138ZM148 198V197H147ZM154 198V197H153ZM159 198V197H158ZM32 199V198H31ZM64 199V198H63ZM65 199V200H66ZM149 199H152L151 197H149ZM65 200H63V201H65ZM71 200V201H72ZM139 200V199H138ZM41 201V202H40ZM58 201H60V203L62 202L61 201V199L60 200H58ZM68 201H70V200H68ZM67 201V204L68 203H70V202H68ZM79 201H77V202H79ZM163 201V200H162ZM76 202V201H75ZM134 202H135V200H134ZM138 202V201H137ZM142 202V204L140 205V203ZM54 203V202H53ZM56 204V203H55ZM64 204V203H63ZM62 204V205H63ZM136 204V203H135ZM134 204V205H135ZM168 205H169V203H167ZM170 204V205H171ZM176 204V203H175ZM58 205H59V203H58ZM65 205H66V203H65ZM159 205H160V207H159ZM167 205V206H168ZM138 206H140V207H138ZM164 207H165V204L163 205ZM178 206V205H177ZM177 206H175V208L177 207ZM138 207V208H137ZM137 207H135L136 208V210L133 212V213H135L133 216H134V219L132 220V218H131V220H130V216H129V221H131V224L134 222V224L135 223H138V222H140V221H142V220H144V218L146 217V213H148V212H154V210H158V208H159V210L161 211L162 209L164 210L165 208L164 207H162V202L161 201H159V202H155V199L153 200H148V199H145L144 201H142V199H141V201L139 202V205H137ZM177 208H179V207H177ZM188 208V207H187ZM56 209H57V207H56ZM181 210H182V208H180ZM190 209H192V208H189V210ZM58 210V209H57ZM68 210V209H67ZM101 210V213L99 214V215H97L96 214V212H98V211H100ZM123 210V211H124ZM195 210V209H194ZM54 211H56V210H54ZM122 211V212H123ZM133 211V210H132ZM131 211V212H132ZM184 211V210H183ZM51 212H53V210L51 211ZM76 212V213H77ZM130 212V213H131ZM157 212V211H156ZM164 212V211H163ZM162 212V213H163ZM175 212V211H174ZM68 213V212H67ZM162 213H160V214H162ZM183 213H186L185 211L183 212ZM64 214H65V212H64ZM96 214V215H95ZM129 214V213H128ZM150 214V213H149ZM149 214H147V217H149L150 215ZM152 214V213H151ZM164 214V213H163ZM181 214V213H180ZM179 214V215H180ZM61 215V214H60ZM130 215V214H129ZM165 215V214H164ZM95 216H97V217H95ZM133 216H131V217H133ZM163 216V215H162ZM168 216V215H167ZM186 216V215H185ZM121 218H122V215L120 216ZM124 217V216H123ZM153 217H154V214H153ZM155 217H156V215H155ZM159 218H160V216H159ZM128 219V218H127ZM158 219V218H157ZM41 220V219H40ZM70 220H71V218H70ZM120 220H122V219H120ZM129 221H127V222H129ZM151 221V220H150ZM157 221V220H156ZM155 221V222H156ZM154 222V221H153ZM154 222V223H155ZM144 223V222H143ZM157 223V222H156ZM170 223V222H169ZM76 225H79V226H76ZM137 224H135V226H136ZM140 225V224H139ZM138 225V226H139ZM150 225V224H149ZM48 226H51V228L49 229V230H47V228H48ZM125 227V226H124ZM123 227V228H124ZM129 227H131V225L129 224ZM134 226H132V228H133ZM145 228H146V226H144ZM256 228H257V226H255ZM255 227H253L254 228V230L256 229ZM263 227V226H262ZM46 228V229H45ZM73 228V227H72ZM122 228V227H121ZM131 228V229H132ZM140 228V227H139ZM150 228H151V225H150ZM253 228H251V229H253ZM71 229V228H70ZM74 229H76V228H74ZM76 229V230H77ZM79 229V230H80ZM119 229V228H118ZM90 230H88V231H90ZM140 230H143V229H140ZM149 230V229H148ZM151 230V229H150ZM258 230V229H257ZM72 231H73V229H72ZM87 231V230H86ZM93 231L91 232V234L93 235ZM120 231V230H119ZM136 231V230H135ZM55 232H53L52 233V235H50V236H53L54 234H55ZM63 232V231H62ZM121 232V231H120ZM137 232V231H136ZM139 232V231H138ZM69 233V232H68ZM70 233H72V232H70ZM70 233H69V235H70ZM85 233V232H84ZM119 233V232H118ZM117 233V234H118ZM91 234H89V235H91ZM110 234V233H109ZM122 234V233H121ZM59 235V234H58ZM86 235V234H85ZM96 235V236H97ZM116 235V234H115ZM143 235H145V234H143ZM57 236V235H56ZM79 236V235H78ZM113 236V235H112ZM134 236V235H133ZM60 237V236H59ZM117 236H115V238H116ZM129 237V236H128ZM94 238V237H93ZM54 239V238H53ZM60 239V238H59ZM108 239V238H107ZM52 240V239H51ZM68 240H69V238H68ZM67 240V241H68ZM70 240H72V239H70ZM78 240V241H77ZM76 241H77V243H76V241H75V243H76V245L74 246L73 244H72V246H74V247H69V245L71 244H69L68 245V247L67 248H69V249H66V247H65V250L62 252V255L61 256H59L60 255V253L58 254V256H57V258L56 259H58V258H60V259H58V260H60V261H62L63 263L62 264H77V262L79 261V259H81L80 257H82L83 258V254H85L86 253V251L88 250V248H89V246H90V244H92V240H90V237L89 236H82V238L80 237V238H78ZM111 240H113V238H111ZM115 240V239H114ZM56 241V240H55ZM54 241V245H55V242ZM149 241V240H148ZM151 241V240H150ZM152 241H154L153 239H152ZM91 242V243H90ZM108 243V242H107ZM113 243H114V241H113ZM57 244H59L58 242H57ZM95 244V243H94ZM104 244V243H103ZM102 244V245H103ZM111 244V243H110ZM122 244V243H121ZM97 245V244H96ZM101 245V244H100ZM105 245V244H104ZM107 245V244H106ZM151 245V244H150ZM108 247V246H107ZM106 247V248H107ZM117 247V246H116ZM123 247H125V246H123ZM114 248V247H113ZM158 248V247H157ZM123 249V248H122ZM128 249V248H127ZM102 250V249H101ZM133 251H135V250H133ZM60 252V251H59ZM89 252V251H88ZM140 252H143V251H140ZM145 252V251H144ZM112 253V252H111ZM136 253V252H135ZM100 254V255H99ZM132 255H133V253H131ZM138 254V253H137ZM149 254H151V253H149ZM98 255V256H97ZM95 257H94V260H90V259H87L88 260V262H89V260H90V262L89 263H87V264H107V262L109 261V260H112V262H114L115 260H113V259H115L114 257H112V259L110 258L109 260H108V258H106V257H103L102 255H101V253L99 252L98 254H97ZM104 255V254H103ZM112 255H113V253H112ZM112 255H110V256H112ZM118 255H120V254H118ZM126 255V254H125ZM124 255V256H125ZM141 255V253L140 254H138V258H139V256ZM143 255V254H142ZM141 255V256H142ZM84 256H86V254L84 255ZM106 256H107V253H106ZM109 256V257H110ZM121 256V255H120ZM118 257L117 256V258H121V257ZM137 256V255H136ZM157 255L155 254V257H156ZM55 257V258H54ZM88 257V256H87ZM126 257H129V256H126ZM132 257V256H131ZM133 257H135V254L133 255ZM147 257L148 256H146V258L145 259H147ZM152 257V256H151ZM86 258V257H85ZM116 258V259H117ZM141 258V257H140ZM129 259V258H128ZM143 259H144V256H143ZM144 259V262L146 261ZM150 259V258H149ZM148 259V260H149ZM152 259V258H151ZM159 259V258H158ZM157 259V260H158ZM123 260L124 259H117L116 261L117 262H114V263H116V264H124L123 263ZM128 261V260H127ZM126 261V262H127ZM131 261V263L130 264H139L140 262H142V264H143V261L141 260H137V257H135V259L134 260H132L131 258L129 259V261H128V263H126V264H129V262ZM83 262H84V260H83ZM111 262V263H112ZM61 263V262H60ZM79 263V262H78ZM83 264H85V263H83ZM108 264H109V262H108Z\"/></svg>",
	"mask_w": 264,
	"mask_h": 264
}]
</instances>
